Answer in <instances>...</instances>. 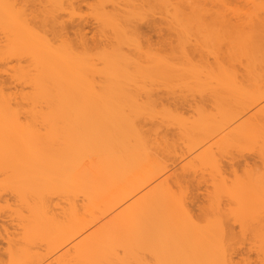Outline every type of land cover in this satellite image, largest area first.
Instances as JSON below:
<instances>
[{"label": "bare ground", "instance_id": "1", "mask_svg": "<svg viewBox=\"0 0 264 264\" xmlns=\"http://www.w3.org/2000/svg\"><path fill=\"white\" fill-rule=\"evenodd\" d=\"M9 1L10 0H8V2ZM11 1L9 2L10 6H11V3H13ZM16 1H18V0H16ZM60 1H62V0H60ZM103 1L105 2V4H103L104 3ZM103 1H102L103 3L101 4V8L105 7V5L107 3L106 0H103ZM108 1H109L107 3L108 5L113 3V1L111 2V0H108ZM6 2H7V0H6ZM8 2L5 4L6 8L10 7L9 5H7ZM262 2H263V0H262ZM3 5H4V3L2 4V7H3ZM15 5H16V3L13 4L12 6L15 7ZM152 5H157L160 9H162V11H161L160 9H158V8L156 9L155 8L156 10H160L159 12H162V16H163L164 21L166 23L165 25H166V27L169 28L168 30H170V31L171 30H173V31L178 30L177 32H179V30L182 31L184 28L188 29V27H189V29L191 31L193 29V27H191V26H193L195 24L196 25L195 29L196 28L197 29L194 30V32L192 30V33L194 34L195 32L197 33V30L199 29L197 27V24H199V25H201V27L199 25L198 26L200 28L204 29V30H206V29L208 30V28H209V30H208L209 32H207V33H210L211 30H212L211 39L215 40L214 42L212 40V42H213L212 46L213 47H216V45L218 47V45L221 44V40H220L221 38L223 39L225 37L226 39H228V37H230V35H231V37L228 39L230 41L229 42L230 45L228 44V42H226L228 40H225V39L223 40V42L225 41L223 47H225V43H227L229 45V47H230V49H229V47L227 45L228 53L225 51L226 49H223L224 52L227 53L226 57L224 55L225 53H222V55H224V58L221 57V56H217V54L216 55L214 54L215 57H212L210 54L208 55V53H207L208 58L206 56H205V58H207V60H208V59H210L212 57L213 58L212 60L215 61V62H216V60H217V62L222 60L223 63H224V60L226 62L228 61V64L230 63L229 64L230 68H228V69L231 70V73H233L235 71L233 69L234 67H232V64H235V62H236V64L238 63L237 65H239L241 63L239 66L242 69V71L241 72L235 71L236 73L234 72L233 74H235V75H237V77H239L238 74H237V73H239L240 77L241 76L244 77L245 80H249L250 79V81H252L251 80L252 77L253 78L256 77V78H254L253 83L250 82V81H249L250 83L247 82L250 85L252 84L253 86H254V83L256 84V81H260V83H261V85H260V83L257 82L258 85L256 84V86L258 88L256 86H254L255 87L254 88V87L250 86L249 84H247V85L249 87H252V88H249V87L246 88L245 87L246 83L245 84L244 83L240 84V86L242 84H244V87L241 86L242 88H246L247 90L248 89L249 90L252 89L251 91H253L251 93H249V91H247V94L248 93L250 94V95L249 94L247 95L245 93L246 89L245 90L243 89V92L245 91L244 92L245 94L244 93H241V94L247 96L248 97V100H247V97L239 96V95H241L240 92H242V91H239L240 88H238V87L235 88V85H233V83L237 84L236 83L238 81L237 77H236L237 80L235 81L234 80L235 77L233 78L232 75L228 76V74H227L228 72L226 71V70H228L227 68L225 69V71L227 73H224L223 75H222L223 72L222 73L220 71L218 72V70L215 69V70H217V72H214V73L212 72V74L218 75L217 73H220L219 76H226V74H227V77H221V79L223 78L224 81L223 80L221 81V79L218 77L219 80L222 83L223 82L227 83V86H226L225 83H224L225 85L223 84V87H227L228 88L227 92H226V90L221 89L222 87L219 88L221 84H218L219 80H217L218 78L217 79L215 78L216 76H214L215 81H212V82H216V80L218 81V82H216V84H218V86H214L215 84L213 83V86H214L213 88L214 89L216 87H218L219 89H221V90L226 92L225 94H223L224 92L221 91V90L219 92H222V93L217 92V94L219 96L221 94L223 95V97H222V95L220 96V99L222 98L221 99L222 102H221V100H219V97L217 96V94L215 92L216 90H219L218 88H216V90L214 91L212 86L209 85L210 87L206 88V90H204L205 88L202 89V86H201V83H200L201 81L199 80L200 84L198 83V81H196V85L199 84V87L198 88L196 86L195 87H196L197 90H199V88H201L203 90V92H202V90H199V92H197V90L195 88L194 89L191 88V87H194L193 85H190V84H192V82L190 84H188V85L184 83L185 87L187 86L186 90L187 89H192V92L194 90L195 93L200 94L202 97H203V93H205V95H206V93H208V92L213 90L212 92H214V93L210 92L211 95L216 94L218 99L213 95L216 99L215 98H211V100L212 101L216 100V101L213 102L214 105H216L215 103H217V100H218V103L216 105V108H215V106L213 107V104H211L212 105L211 107L215 108V110H216L215 112L213 111L215 116H214V114L212 112L209 115L207 114V113H209V112H207L208 109L204 108L207 105H203L202 108H204L205 110L203 109L204 111L202 110V112H200L201 110H200L199 107L202 106L201 102H200L201 106H199V104H197L199 107H197V106L196 107L199 108V109H197L196 111H195V109L193 110L192 106H190V108H192V109H190V111L193 110V111H195V113L196 112L201 113V115L200 114L198 115V113H197V115H198V116L196 115L197 117H194V115H193V119L189 116L193 120V122L198 121V123H199V124L193 123L194 125L191 126V127H190V125H192V123L189 125L190 122L189 123L183 122L182 119H184L185 117H183V118L181 116L179 117L178 114H180V113L178 112V114H177V112L175 111L176 114H174L172 117H176V118H179V119L182 118L181 121L183 123H187V125H185L186 128H185V126H184V128L182 127L184 125L183 123H182L183 125L178 123L179 125H182V126H180V127L178 126L177 128H180L182 133L184 132V134L182 135V133L178 129L179 133L181 134L180 139H182V137H185L186 140H187L189 138L188 137L189 135H190V138L192 136L194 137V138L192 137L191 139L189 138L191 141H193L192 139H196V137L197 138L198 137L199 138L203 137L199 141L197 140V141L191 142L190 140H188V142L186 141V143H184L185 138H183L184 140L183 139L182 140H183L184 144H182V145L184 146V145L188 144L186 146V148H185L186 150L184 149V151H187V155H186V152H185V155H184L181 150L180 151L182 153L180 151L179 152L181 154H183L184 156H188V155L192 156L193 154L195 155L197 153L195 156H196V159L200 160L199 161L200 163L203 162V165L202 164L201 165L205 166V163H207V164H209L208 167L210 166L211 168L210 167L209 168L213 169L212 166H215L216 164L219 163V162H217V160L221 159V157L223 156L222 155L223 152L224 153L228 152L226 150L227 149L226 144L228 145V148H230L229 147V143H228V140H230V139H227V138H230V136L232 137V135H234L233 138H235V137L236 138H235V140L233 139V142L235 144H233L232 142L231 143H232V145H235L236 148L238 147L236 149L233 146L232 147L233 150L230 148V150L232 152L235 149H236V151L241 149V151L245 150V153H246L245 147L247 149L250 148L249 149L250 151L253 149V151H255V153H256L255 149H257L258 147H259V149H261L263 147L261 150H264V145H263L264 144V136H263L264 135V133H263L264 132V130H263L264 129V87L262 85V84H264L263 83L264 80H262V79H264V11L262 13H260V14H257V12L259 10V7H261V6L258 7V5H260V4L258 2H256V0H118V6L116 5V7H118V9L115 8L119 12V14H116L117 17H118V21H120V23L121 22L122 23H124V22L128 23V21H129L128 24L132 25V24H130L132 22L131 20L135 21L136 18L138 17L137 19H139V18L142 19L143 18L142 20H137L138 22L139 21L142 22V21L145 20V18L143 16L145 14H143L141 16L142 13H140V12H142L144 10L148 11V10H146V8L148 9ZM0 7H1V5H0ZM2 7H1V10H2ZM14 7H11L9 9H14ZM217 8H219V10ZM220 8L222 10L225 8V11H227L228 13L224 12V14H223V12H221ZM254 8H258L256 13L253 12V11L256 10ZM104 9H106V8H104ZM150 9L152 10V8H150ZM252 9H253V11H252ZM1 10H0V12H1ZM15 10H17L18 12L20 11L17 8ZM102 10H103V8H102ZM261 10H262V8H261ZM4 11L5 12L8 11V12L11 13V11H9L8 9L4 10ZM4 11L2 13L4 14L5 17L8 16V18H4V17L2 18V16H0V18L6 19V21H7L5 23L6 31L3 29L5 27L4 25H3L4 27L1 26L3 28L0 27L2 30H4V32L2 34L3 36H1V33H0V36L2 37L1 41H0V48L1 49L5 48V50H7V53L4 51V53L6 54L5 55L6 59H7V56L9 58L8 59L9 61L11 59H16V58L20 59L19 57H17V55H19V56L21 55L22 56L24 54L23 56H25L27 58L31 57L30 59L32 60V63H33V64L30 63V65H32L31 68H33L31 70H33V72L30 69H28L29 67H26L28 69V72L31 71V73L29 72L30 75H29V73L26 74L27 69L23 67L24 70L26 69V71L24 72V70L21 68L22 66L17 67V68H19L21 70L20 71L19 69H17V71L19 70V72H17L16 69H15V71L13 70L14 72H17L19 76L17 74H15V76H18V77H14V78L11 77L12 80L13 79H14V81L18 80L17 82L15 81V83L23 84L25 89L28 86V90L30 89V91L26 92V93L24 92V89H23L24 94L21 91L23 95L21 94L20 96H19V94L21 92L18 91V93H17L18 95L17 94L15 95L18 98L20 97L18 102L16 100L12 99L13 97H11L10 95L4 94V92L7 93V90H5L3 87L2 88H3L4 92H2L3 90L0 92V176H1V178H0V189L2 190V188H9L13 192V194L15 193V194H17L20 197L19 198V197H17V195L14 194L15 198L17 197V201L18 200L20 201V199L23 198L25 201L27 200L26 201L27 203L30 202L28 204L29 205V207H28L27 204H23V206H21L23 202L20 204V202L18 201L19 204H20V205L18 204L19 207L21 206V208L22 207L23 208L21 209L17 205L15 208H17L18 210L17 211L14 210V212L11 211V212L14 213V215H15L16 212L18 214H21V215L18 216V214L16 213V215H15L16 216V218H15L16 222L15 223H17V222L18 223L17 224L12 223L14 226L18 225L16 227V229H19V231H18V233L14 232V233L17 234L18 238L15 236V237H13L14 238L13 239V238H11V236H10V238L8 236L7 240L9 239L8 240L9 241L8 244H10V246L11 245L14 246L13 244H15V246H17V245L20 246L19 247L20 249H18V247H17V249L19 250L18 254H19V256L21 254L22 255H21V257L16 256V257H18L16 259L14 256L11 255L13 248L10 250V248H9L10 246H9L8 247L9 249L6 250V253L9 251V253H7V254L11 255L13 257V260H11L10 256H7V257L10 258L8 260L12 261L11 263L8 262V264H44V263H49L47 261L46 262L44 261L45 258L44 259L40 258V255H41L42 252H40L38 250H33L32 251V248L35 246V244H36L35 241L37 239H38L37 242L40 241L39 242L40 244L41 243L45 244L46 242H48V244H49V246H47L48 244H45L46 248H45V251H43L44 252L43 255L45 253L49 252V254L53 253V255L55 256L54 253H57L56 251L59 250V252H58L59 256L56 255L55 256L56 259H55V257H53V258L51 257L52 260L50 261V259H49V261H50L49 264H52V262H53V264H120V263H123V262L127 263V261H129V260L131 262L134 261V263H136V264H146V263H144V261H143L144 259L142 257L143 255H145V253L146 254L149 253V255H151V257L155 259L156 264H231V263L233 264V262H231V260H232L231 256L232 255L230 254V251H231L230 245L231 244L227 245L228 244L227 243L228 240L225 241L226 239H224L223 237L221 238V236L224 234V233H222L223 231L220 233L221 229L218 231V229L215 228V227L218 226V224H221V222L217 223V224L215 223V222L221 221L219 219L217 220V216H219L217 214H218V212L220 213L219 210L221 208L220 206L218 207V204L221 201L219 202L218 197H215L214 194L210 195L209 193H206V194H208V196L209 195L210 196L213 195L212 198L215 197V199L218 200V203H217V205H215L216 206L215 207L214 204H215V202H217V200L213 199V201H212V199L209 196V198L212 201V202H209V203L210 204L213 203L212 204L213 207L216 208V210H218V211H216L217 214H214L215 211L211 210L212 213L214 212L212 215L214 217L216 215V219H214V222H213L214 224H216V226L214 225L216 233L212 232V228L208 229V227H210L212 225V222L208 226H204V224H203L204 228L207 227L205 230H209V232H212L213 235L215 234L214 236L212 234H207L203 230H199L197 227H194L196 222H197L198 225H199V222L196 221L195 224L193 225L194 221L192 223L191 220L188 218V216L189 217L191 216V214L189 215L188 212H191V211H188V212L186 211L188 214H186L184 212V205L185 204H182V203H184V199H182L183 200V202H182L181 198H179L177 195H175V197L177 196L176 198L173 197L174 194L171 195L170 190H171V192H173L172 191L173 188L163 185L164 181H165V180H163L164 179L163 177H161L162 178V181L160 180L161 183L158 180H157L158 181L157 183L156 182L155 183L152 182V181H154L153 180L154 178L150 177L151 174L153 176H156V177H157V175L153 174L154 172L156 173V170L153 171V167L155 168V164H153L151 162L152 166L154 165L153 167L151 166V163H150L151 159H149L151 156L148 153L154 147V144H152L153 147H150V150L146 149V151H145L144 145H145L146 140L149 139V137L146 139V136H145L146 135L145 133H147V131L144 132V130H146V129H144V130L142 129L143 131L139 130V129L142 128V125H141V128L138 129L135 126V124H133V123H136L135 121H138V117L139 116H142V114L139 113L140 112L139 110L141 108L139 109L138 106L136 105L137 107L134 106V108L136 107V109H134V108L132 110L130 109L129 117H131V111H134L135 117L137 118V120L134 121V119H135V117H134L133 118V122H132V121H129L130 118H126L125 117V115H124L125 111L122 112V110L120 111V110H118L119 108H116V106L118 105L117 102L116 101L115 102L112 101V100H116L117 98H119L118 100H122L121 102L117 100L119 102V104L120 103L126 104L125 102L127 100L130 103H132V98L136 97V95H135V97H131V99H130V97H129V93L130 92L127 93V91H130V90L133 91V89H131L132 87L130 88V90H127L128 88L125 89V87H127V86L124 85L125 87H124V90H123V88H122L123 86H121V88H119L120 86L118 85L119 86L118 87L115 84V82L118 79L117 77H119L118 73H116L115 70L117 72H119V74L121 73L120 74V79L121 78L123 79L122 75H123L125 69H124V67H121L124 70L120 71L121 69H119V67L116 64L118 62L121 63L120 60L122 62H124V60L119 59V58H121V56H125V55H123V54L122 55H118V52H120V51H118L119 49L116 50V48L114 46L113 47H114L115 50H113V47H112L113 52H111L112 51L111 50V46L112 45L110 46V43L111 44L113 43L111 41L115 42L117 39H119L118 41H116V43H117L118 46L121 47L122 44L127 39H129V36H128L127 39H125V41H123L122 40V36H121L122 32L120 31L119 32L120 34L118 36V34L116 35L114 30L111 29L112 28L111 27L112 26L111 25V21L110 22L108 21V23H110V25H111V26H109V24H107L105 22V19L102 20V21L98 20L99 24L101 22L105 23L104 27L102 26V30H104L103 28L108 26L106 28H109V30L105 28L107 30V32H110V29H111V31H113L114 33L113 32H110V33L116 35V36L113 35V36H115L114 40H110V42L108 43L109 46H110V49H109L110 51L108 50V53L110 54V57L109 56L106 57V59H110V60H107L108 63L105 62L106 64L104 63V65H105L104 66L102 64L103 60H102V63H100L101 61H99V62L97 61V63H100V64L103 65L101 67H106L105 69L108 70V72H106L108 76H106V74H105V77H108L105 80V82H108L110 80V82H108L109 85H108V83L104 82V85L107 84V86L106 85L105 86L108 88V90H104L105 88L103 87L104 85L102 84V87L104 88L103 90H104L105 93L103 92V90H97V91L103 92V94H102L103 96H102L100 92H98L100 94H97L96 92H94L93 86L91 85V80H92V78H91L92 76L91 75H93L94 72H96L95 71L96 69L94 70L92 67H90V65H88L82 59H81L82 60L81 61L78 58L79 57L78 54H77L78 57L76 59V53H74L76 51V49L75 50L73 49L74 52L69 50L68 48H67L68 51L65 50L66 48L63 51H60L62 49L61 47H60L61 49H59V50L53 49L54 45L55 44L58 45L59 43H57V42L55 43L54 42V44L51 47V45L48 44L49 40L47 39V36L44 35L46 37V39H47L46 40L43 35H38V33L34 34L33 32H31V30L29 31V29H27V28H29L30 26L27 27V24H26V26H24L25 24L24 25L22 24L24 21L23 22L20 21L22 18L20 19V15L18 17L17 11H16V13L14 15L15 18L10 13H9V15H8V13H7V15H5L6 13ZM12 11H13V14H14V10H12ZM217 11L218 12L220 11L219 14H218ZM259 12H260V10H259ZM22 13H24V12H22ZM73 13H74V11H73ZM104 13H102V15ZM145 13H147V12H145ZM151 13H153V12H151ZM225 13H227V14L225 15ZM253 13H255V15ZM16 14H17V16H16ZM50 14H52L51 11H50ZM106 14H109V13H105L104 16ZM136 14L140 15L141 17L136 16ZM220 14L222 15V17L220 16ZM256 14H257V16H256ZM54 15H55V13H54ZM113 15H115V13L112 14V15L110 14V16H113ZM23 16H24V14L21 17H23ZM45 16H44V18H45ZM129 16H130V19H131V16L133 18H135V19H131L130 20ZM25 17H27V16H25ZM105 17H107V15ZM213 17H216V18L214 19ZM56 18H55V20H56ZM2 19H0V20H2ZM101 19H102V17H101ZM107 19H108V17H107ZM46 20H47V18H46ZM2 21H3L2 23L4 24V20H2ZM27 22H28V20H27ZM50 22H51V20H50ZM122 23H121V27L123 26ZM128 24L125 25L126 27L125 26H123V27L128 29V27H129ZM206 24L207 25L210 24V25L207 26ZM50 25H53V22ZM133 25H136V24H133ZM133 25H132V27L130 26L132 29H133ZM204 25H206V27ZM7 26L8 27L11 26V28L8 29ZM54 26H52V27H54ZM121 27H119V29ZM131 28L129 29L130 31H132ZM1 29H0V31L2 32ZM34 29H36V28H34ZM185 29H184V31H186ZM37 30L40 31L39 29H37ZM213 30H214L215 33L213 32ZM223 30H224V32H222ZM59 31L60 30H58V32ZM187 31H189V30H187ZM190 31H189V33H191ZM203 31H201V33ZM62 32H60V33H62ZM104 32L105 31H103V33ZM107 32L104 33V34L102 32H100V33L104 37V35L107 34ZM125 33L129 34V32H125ZM172 33H176V32H170V34H172ZM204 33H206V32L204 31ZM219 33H221V34H219ZM55 34H57V33H54V35ZM222 34H223V37L220 36ZM236 34L237 35L239 34L238 37H237ZM124 35H126L125 37H127V34H124ZM137 35H136V37L139 36V35L138 36ZM175 35H171V37L172 36L174 37ZM196 35H198V34H196ZM208 35H210V34H208ZM218 35H219V38H218ZM225 35L228 36V37H226ZM242 35H244L245 37L242 36ZM204 36L206 37V35H204ZM239 36H241V39H239V40H242V41L237 40L239 38ZM57 37L60 38L59 35ZM171 37L168 39L169 41L167 42L169 44L168 47H170V49H171V50L168 51V53L170 54V51H171L172 55H173L174 54L173 53L174 49L176 47H179V48H177L175 50L177 51L178 49H182V50H180L181 53L179 54V56L180 55L181 56L178 57L177 56L178 52H176V51H175L176 52L175 55H173V56L174 57L177 56L179 59L181 58L183 63L187 62V64L185 63L186 65H188V62L191 61L190 59L192 58L191 55H194L193 53L198 54V56L197 55H195V56L200 57L201 59H202V57L204 58V55H205L204 51H207V50H204L203 51L204 53H203L202 50L197 48V47H199V44L196 47L198 50H193V48H191L193 50V53H190V51L188 50V48H189L188 46H187L188 47L187 49H186L185 45L182 48H180L182 45L178 46L179 43L175 44L174 42H172V41H174V39L172 40L173 37L172 38ZM208 37H210V36H208ZM214 37H216V38H214ZM115 38H116V40H115ZM138 38H136L137 39V43H139V45H141L140 44L141 41L138 42L139 41ZM207 38H204V39L207 41L208 40ZM105 39L109 40L106 37H105ZM111 39H112V37H111ZM120 39H121V42H120ZM178 39H176V40H178ZM56 40H58V39H56ZM179 41H181V39H179ZM217 41H219L220 43L218 42V44H217ZM252 41H253V43H252ZM106 42H108V41H106ZM182 42L185 43V41H182ZM125 43H130L131 44V41H128V42H125ZM235 43H237V44H235ZM105 44L107 45V43H105ZM105 44L102 43V45H104V46H105ZM173 44H175V45H173ZM181 44H183V43H181ZM214 44H216V45H214ZM117 45H115V46L117 47ZM123 45H125L124 48H127V45H129V44H127V45L123 44ZM132 45H133V43H132ZM132 45L130 47H132ZM188 45L190 46V43ZM193 45H194L193 47H195V44H193ZM205 45H208V42ZM232 45H234V46H232ZM130 47L128 46L129 49H131ZM219 47H220V45H219ZM219 47H218V49L215 52L218 53V50L219 49L221 50L223 48V47H220V48ZM55 48H56V46H55ZM84 48H86V47H84ZM105 48H107V46ZM128 48H127V50H128ZM201 48H203V46ZM206 48H208V47H206ZM232 48L234 50H232ZM214 49H216V48H213V50ZM133 50H135V48ZM83 51L84 50H82V52ZM88 51H89V49H88ZM114 51L115 52L118 51L117 53H115L116 55L113 54V56H115V57L112 56V53H114ZM124 51H125V49L123 50V52ZM209 51H211V50H209ZM233 51L234 52L237 51L238 53L236 52L234 54ZM82 52L80 54H82ZM96 52H98V50ZM140 52H142V51H139L138 53H140ZM1 53H2V51H1ZM1 53H0V58H2L1 62H3V54L4 53H2V54ZM8 53H9V55H7ZM88 53L93 54V53H91V51L88 52ZM88 53H87V55H85L86 54L85 53L83 55V57H81V58H84V56H87V58H88ZM95 53H94V55H96ZM219 53H221V51ZM10 54L11 55L14 54L16 56V58L14 56L12 58L10 56ZM98 54H99V52H98ZM169 54H168L167 57L170 59ZM130 55H129V57H131ZM144 55L146 56L147 54H144ZM212 55H213V52H212ZM218 55H220V54H218ZM23 56H22V58H23ZM98 56L99 55H97L96 57H98ZM116 56H119V58H117ZM142 56H140L141 57L140 59H142ZM151 56H152V54H151ZM153 56H154V54H153ZM173 56H172V60L170 59L171 63L169 62V60H168V63L166 61H164V60L167 59L166 57H165L166 59L163 57L164 60H162V62L164 64L166 63V65L169 66L170 64H172V61L174 59H175V61L178 59V58H173ZM195 56H193V58H195ZM5 57H4V60H5ZM90 57H91V55H90ZM127 57H125V59ZM197 57L194 60H197L198 59ZM102 58H105L104 54L102 55L101 59ZM113 58H114V60H113ZM205 58L202 59V60H205ZM236 58H238V59L240 58L239 62L236 60ZM106 59L104 61H106ZM179 59H178V61H179ZM94 60H95L94 62L96 63V59H94ZM111 60H113V61H111ZM144 60L146 62H148L146 59H144ZM154 60L155 59H153V61ZM156 60H157V58H156ZM244 60H246V62ZM136 61H134V62H136ZM158 61H161V60H158ZM232 61H235V62H233L231 64ZM126 62L127 63H125V67L129 64L128 61H126ZM139 62H141V61H139ZM208 62H209V60H208ZM210 62H212V61H210ZM217 62H216V65H218ZM7 63H6V65H7ZM89 63H90V61H89ZM95 63H92V64H95ZM137 63H138V61H137ZM163 63H162V66L160 64L162 70H160L161 68L159 70L155 69L156 67L158 68V65L157 64H156V66L154 65L155 68H153V69L157 70L158 73L151 68L154 71V72L152 71V73L155 76V78L159 74H162L160 76L163 79H164L163 75L165 76L166 79H167L168 76L170 77V76L177 75V74L173 75V73L170 71V70L174 69V66L170 65L171 67H173L172 69L170 67L166 68V66L163 67V65H164ZM179 63H180V61H179ZM183 63H181V64H183ZM223 63H222V65H223ZM100 64H98V65L100 66ZM143 64H145V63H143ZM191 64L193 65L192 62H191ZM194 64H195V62H194ZM212 64H213V62H212ZM212 64L210 63V70L211 71L213 70L211 68ZM228 64H226V66ZM242 64H245V66H243ZM246 64L249 65V66H246ZM134 65H133V68H134ZM205 65H204V67H206V69H208L209 66H205ZM116 66H117V68H114ZM213 66H214V64H213ZM223 66H221V67H223ZM242 66H243V68H242ZM137 67H139V66H137ZM146 67H145V65L143 66V68H145L146 71H148L147 72V76H148V78H150L151 69L148 66L147 68L150 69V71H149V70H147ZM177 67H175V68H177ZM190 67H192V66H189V68ZM194 67H195V65H194ZM202 67L203 66H201V68ZM235 67H237V66L235 65ZM15 68H16V66H15ZM97 68H99V67H97ZM165 68H166V71H165ZM182 68L180 66V70ZM199 68L200 67H198V69ZM217 68L220 70V67L217 66ZM127 69H128V67H127ZM141 69L139 68L137 70V68L135 66V69H133V71H135L134 75L136 73V74H140V76H141V74L146 72L145 70H143V72H142ZM167 69L168 70L170 69L169 72H168ZM252 69L254 70L253 71L254 73L252 72ZM256 69H258V71ZM7 70H8V68H7ZM101 70H103V69H101ZM139 70L141 71V73L139 72ZM180 70H178V71H180ZM187 70H186V72H189L191 69L189 71H187ZM34 71H35V73H34ZM127 71H125V72H127ZM164 71L168 72L167 74H169V75L164 74L165 73ZM172 71H174V70H172ZM182 71H185V70L183 69ZM243 71L246 72V74H243L244 73ZM92 72H93V74H91ZM259 72H260V74H259ZM32 73H34V75ZM183 73H185V72H182L181 74H183ZM128 74H130V71H129ZM181 74L178 73L177 77H180ZM197 74H199V73H196L195 75H197ZM205 74H206V72L204 73V75ZM212 74H211V76H212ZM100 75L104 76V73L100 74V72H99V77H100ZM145 75L146 74L142 75L141 77H144ZM153 75H152V77H153ZM184 75L185 76L187 75V77H188V73L184 74ZM191 75H193V74H191ZM191 75H189V76L191 77ZM199 75H200V77H199ZM199 75H198V77L196 76V78H194V79L196 80L197 78L199 79V78H202V76H203L204 77L203 78L204 81H206L205 77H207V75L204 76L201 73ZM246 75H249V76L253 75V76L249 78V76L247 77ZM89 76H91L90 77L91 80H89V78H88ZM140 76H138L139 79H140ZM209 76H210V74H209ZM245 76H246L247 79L245 78ZM259 76H261L260 77L261 80H260V78H258ZM127 77L128 76H126L124 78H127ZM129 77H131V76H129ZM134 77H131V79L134 78ZM138 77L136 76V78H138ZM152 77H151V79H152ZM159 77H157V78H159ZM193 77H194V75H193ZM229 77H231L230 78L231 80H229ZM97 78H98V76H97ZM136 78L132 79L133 83L135 82L134 80ZM157 78L155 80H158ZM182 78L184 79V77H182ZM182 78L180 77V79H182ZM214 78L211 77L210 81H211V79L213 80ZM226 78L229 81H227ZM101 79H103V78H101ZM129 79H128V81H129ZM151 79H147V80H151ZM163 79H162V81H163ZM177 79H178V81H180L179 78H177ZM194 79H193V81H194ZM208 79H209V77H208ZM95 80H96V78H95ZM169 80L171 82L173 80L175 81L176 79H174V77H173V78H169ZM188 80H190V79L187 78L186 81L188 82ZM233 80H234V82H233ZM241 80L243 81V79H241ZM137 81H138V79H137ZM144 81L145 80L142 81V84H143ZM159 81H161V80H159ZM174 81H173V83H174ZM92 82H95V81L93 80ZM151 82H153V80ZM151 82H150V84H152ZM167 82L168 81H166L165 83L167 84ZM182 82H184V81H182ZM229 82H231L230 84H232V86H233V87L231 86L232 90L229 89V87H230L229 86ZM239 82H241V81H239ZM145 83L148 84L149 82L148 83L145 82ZM111 84H112V86H111ZM122 84H123V82H122ZM137 84H138V82H137ZM166 84H163V86L166 85ZM120 85H121V83H120ZM194 85H195V83H194ZM98 86H97V88L100 87V86L99 87ZM108 86H110V87H108ZM129 86H131V84ZM181 86H184V85L182 84ZM181 86H179V88ZM188 86H190V88H188ZM137 87L138 86H136L134 88V90H136ZM142 87H144V86H142ZM206 87H208V85ZM182 88L185 89L184 87H182ZM99 89H101V88H99ZM121 89L123 90V92H121L122 91ZM208 89H209V91H208ZM256 89H257V91H256ZM125 90H126V92H125ZM145 90H146V88L144 90L139 89L138 92H140V93H138V94H141V92H143ZM254 90L256 91V93H255ZM26 91H27V89H26ZM147 91H145V93H147ZM179 91H180V89H179ZM188 91H190V90H188ZM229 91H231V92H229ZM234 91L235 92L237 91L238 93L237 92L234 93ZM261 91H263V92H261ZM150 92H152V91H150ZM149 93H147L148 96H150ZM184 93H185V90H184ZM229 93H231V95ZM121 94L122 95L126 94V99H125L124 95L121 97ZM136 94H137V90H136ZM143 94H144V92H143ZM150 94L152 95V93H150ZM188 94H193V93L190 92ZM188 94H186V95H188ZM80 95H82V96L80 97ZM132 95H134V94H131L130 96H132ZM208 95H209V93L207 94V96ZM225 95L226 96L228 95V96L226 97ZM72 96H74V97H72ZM86 96H89L88 97L89 99L91 98L90 96L95 97L96 99H94L95 101L93 99H90V101L88 100L90 103L86 102L87 100L86 101H82L83 98L86 97ZM108 96H110V98H105V97H108ZM174 96L175 95H173V97ZM213 96H211V97H213ZM230 96L232 97L231 98L232 100H230ZM17 97H15V99ZM155 97H157V96H155ZM127 98H129V99H127ZM225 98L227 99V102H226ZM240 98L242 100H239ZM243 98H244V100H243ZM80 99H82V100H80ZM91 100H93L94 102L91 103ZM135 100H137V99L135 98ZM146 100H145V102L143 100L144 104L146 103ZM152 100H153V98H152ZM233 100L235 102L237 100H239V101H237L235 103ZM245 100H247V101H245ZM76 101H78V102H76ZM80 102H82V103L80 104ZM129 102H127V103L130 105ZM150 102L149 103L147 102L148 105L150 104ZM155 102H157V101H155ZM224 102H226L225 104H227V105H225V104H224L225 106L222 105ZM229 102H230V104H228ZM83 103H84V105H83ZM110 103L111 104L113 103L114 105L116 103L117 105L114 106L113 104L111 105ZM151 103L154 104L153 101ZM237 103L240 104V105H238ZM134 104H135V102H134ZM137 104H139V103H137ZM141 104H142V102H141ZM177 104H179V102ZM242 104H243V106H242ZM129 105L127 107H129ZM180 105H181V103H180ZM180 105H177V106L179 107ZM187 105L185 104V106H187ZM235 105L237 107H239L238 110L241 109V111L237 110L235 112L236 109H234V108H237V107H235ZM130 106H132V105H130ZM227 106H228V109H230L232 111H229L227 108H226L227 109L226 110L225 107H227ZM139 107H142V106H139ZM148 107L149 106H147V108ZM151 107H152V105H151ZM126 108H124V109L126 110ZM130 108H132V107H130ZM155 108L157 109V105L155 106ZM162 109H163V107H162ZM165 109H166V111L168 110V108H165ZM212 109H210V110H212ZM142 110H143V108H142ZM219 110L221 112L223 111V113H222L223 115L226 114V115H224V118H223L225 120H220V117L221 118L223 117V115L221 116L220 113L218 114L219 117L217 116V113L220 112ZM156 111H158V110H156ZM163 111H164V113L166 115L167 114L169 115V113H170V111L166 112L163 109V110H161V114L163 113ZM225 111H228V113H225ZM172 112H174V111H172ZM205 112H207V113L205 114ZM24 113L26 114V116H25V120L26 121L25 122L24 121L21 122V115L24 114ZM127 113H129V111ZM127 113L125 112V114H127ZM144 113H146L145 110H144ZM202 113H203V115H202ZM231 113H232L233 117L231 116ZM233 113H236L237 115H234ZM138 114H140V115H138ZM211 114H212V116L210 117ZM159 115H158V117H159ZM169 116H171V114ZM169 116H168V118H169ZM183 116H184V114H183ZM191 116H192V114H191ZM152 117H153V115L152 116H148V118H150V122L154 118L156 119V117H153V118ZM172 117H170V118H172ZM198 117H200L199 118L200 121H199ZM225 117H228L229 119L225 118ZM203 118H206V119H203ZM141 119L142 118L140 117L139 120H141ZM201 119L203 120L204 123L205 122L207 123V120L208 121L210 120L209 122L213 123V125L215 127L212 124H209L207 126L206 123L205 124L203 123L204 125L199 126L200 123L202 124V120ZM211 119H212V121H211ZM131 120H132V117H131ZM146 120H148V119L146 118ZM163 120H164V117H163ZM177 120L178 119H176V121ZM213 120H214V122H213ZM219 120H220V123H219ZM39 121H40L41 124L39 123L40 126L39 125H37V126H39L40 128H38V127H36V128H38L41 131H39L38 129H37L38 130L37 131L36 128H34V125L36 126L35 123L39 122ZM143 121H144V119H143ZM153 121H155V120H153ZM160 121H161V119H160ZM165 121H163V122L165 123ZM189 121H190V119H189ZM221 121H222V123H221ZM171 122H172V120H171ZM215 122H216L217 125L215 124ZM173 123H175V119H174ZM42 124H43V126H42ZM172 124H170V125L174 127V124L173 125ZM195 124H196V126H195ZM261 125H262V127H261ZM153 126H155V125H153ZM187 126L190 127L189 129L192 128L193 131L192 130H190V131L194 132L196 135L192 134V132L189 133V135L186 134V131L188 130ZM198 126H199V128L200 127L202 129L204 128L203 130L201 129L202 130V131H200L201 133L199 132L200 129L197 130ZM194 127H197V128H195V130H194ZM258 127L261 128V129H259ZM166 128H167V126H166ZM175 128L176 127H174V129ZM181 128H183L184 131ZM42 129H44L45 133L43 132ZM247 129H248V132H247ZM159 130H161L160 127H159ZM159 130L157 129V131L154 130L153 132H155V133L157 132L156 134H158ZM251 130H253V131H251ZM142 132H144V134ZM188 132L189 131H187V133ZM259 132H261V136H263V137L260 136ZM249 133H251V134L252 133L253 134L256 133L255 135H253L254 137L258 136V137L255 138V141H254L253 136H251V134L248 135V136H251V137H247V134H249ZM149 134H151V133H149ZM156 134H154V135H156ZM180 134H179V136H180ZM199 134H201V136H199ZM202 134H203V136H202ZM147 135H148V133H147ZM223 135H224V137H223ZM241 136L243 137L242 139H240ZM217 137L219 139L221 138L220 140L224 139L222 142L227 141V142H224V145L226 146V149L225 148L224 149L221 148L219 145H217L218 144L217 142H214V140ZM150 138H152L151 135H150ZM175 138H176V136H175ZM257 138H259V139H257ZM153 139H155V138H153ZM239 139L241 141H243V139H244V141H245V139H247L245 142H249V143H245L244 142V143L238 144V143L241 142ZM161 140H164V139H161ZM165 141H167V140H165ZM189 141L191 142L190 144H189ZM235 141H237V144L240 145L241 147L237 146ZM260 141H262L263 144L260 143ZM155 142H156V140H155ZM165 143H167V142H165ZM247 144H248V146H246ZM252 144L257 146V148L256 147L254 148V145H252ZM188 146H189V148H187ZM218 146L221 148L222 151L224 150L222 152V154L219 153L220 156H221V157H219V159H217L215 155H212L213 153H216V152H214V151H212L213 153L211 152V150L214 149L213 147L218 149ZM220 148L218 149V151H220ZM259 149H257V150L260 152L261 150H259ZM249 150H247L248 154L253 153V151L249 152ZM175 151H177V150H175ZM236 151H234V152H236ZM261 152H263V154H264V151H261ZM261 152L259 153L260 156L262 155ZM238 153L242 155L243 152H241V153L238 152ZM176 154L174 156H176ZM181 154H180V156H182ZM148 155H149V157H148ZM151 155H152V157L155 156L153 154H151ZM210 155H212L213 157L215 156V158L213 159V157H211L209 159ZM228 155H229V153H228ZM180 156H178V157H180ZM252 156H253V154H252ZM155 158H156V156H155ZM193 158L195 159V157H193ZM176 159H174V160H176ZM182 159H184V158H181L180 160L182 161ZM211 159L216 161L215 162L216 164H214V161L211 160ZM261 159H259V160L261 161ZM263 159H264V155H263ZM263 159H262V161H263ZM210 161H212V162H210ZM154 162H156L155 159H154ZM184 162H186V161H184ZM243 162H244V160H243ZM263 162H262V164H263ZM195 163H193V165ZM257 163L260 164L259 161ZM182 164H183V162H182ZM182 164H180V165L182 166ZM207 164H206V167L203 168L202 170H206L207 171V169H209L207 167ZM210 164H212V165H210ZM219 164H218V167L216 165L215 169L216 170L219 169V171L220 170L223 171L224 169H220V165ZM232 164L235 165L234 163H232ZM183 165L185 166V165H190V164L184 163ZM245 165H249V164H245ZM161 166L164 167V170L166 171L165 166L160 164L159 167L161 168ZM195 166H198L197 163L195 164ZM244 167L246 168V166H244ZM184 168H187V167L185 166ZM184 168L182 170H184ZM194 168H196V167H194ZM248 168L249 169H247V170L246 169H243V170L244 171L246 170L248 172L249 171L252 172V167H248ZM250 168H251V170H250ZM253 168H255V167H253ZM263 169H264V167H263ZM187 170H189V167L187 168ZM195 170L197 171V169H194L193 172ZM256 170H258V169L256 168ZM196 171H195V175H196ZM200 171H201V169H200ZM185 172H187V171H185ZM214 172L215 171L212 170L211 174L213 175ZM163 173H165V172L163 171L162 173H159V174L162 175ZM200 173H202V172H200ZM220 173L223 174L222 172H220ZM245 173H247V172H245ZM181 174H183V173H181ZM197 174H198V172H197ZM217 174H218V172L216 173L217 177L215 176V178L219 179L218 178L219 176ZM227 174L228 173H226L225 175H227ZM237 174H236V176L235 175L234 176L236 178L239 177L240 178L239 181H241L242 180L241 178L243 176L240 177ZM262 174L264 175V171H263ZM248 175H249V177L251 176L250 177L251 179L248 177L250 179V181H249V179L247 180L249 182V187L251 186L250 188L247 187L248 185H245V183L242 184L243 186H240V184H241L240 182L236 183L237 185H235V183H234V182H236L235 179H234L235 181L233 182L234 185H235V189L233 188V190L232 189L230 190V188H229L230 186L228 187L229 190H227L224 187V183L222 185H220V183L222 182L223 179L222 180L220 179L221 182H218L219 183L218 185H220V186L217 185V181L218 180H216V181L214 180L215 182H213V184L216 183V185L214 184L215 186H218L219 188L222 187L221 188V192L223 193V195L228 193V195H225V197L227 196L226 198H228V196H229L228 200L231 198L232 199V200L230 199L231 201H233V199H234V202L237 201L236 204L239 203V204L236 205L233 202V204H235L236 206L239 205V207L234 208L232 210V212H231L232 214H233V211L236 212V209H237L236 214L238 213V210L243 212V213H241V214H243V217H242V215L240 213H238L241 218L245 219V217H244L245 215H246V217H247V215H248V217H251L250 219H247V220L243 219L245 223L241 222V221H243V220H241L240 224L242 223V225L244 226L247 221H251V219L253 218V216H251L252 214H254V218L256 217V214H257L258 218L256 217V223H257L256 226H258L259 223L261 222V221L259 222V216L260 215L264 216V188H263L264 187V183H262L263 181H257L258 180L257 176L259 177L260 172L258 173V175L257 174L252 175V173H248ZM252 176H253V178L256 176L257 180L253 179ZM246 178H247V176L245 177V180H246ZM228 179L225 178V180H228ZM260 179H264V176L260 177ZM155 180H156V178H155ZM194 180H195V178H194ZM180 181H182V180H180ZM212 181H213V179H212ZM167 182H168V180H167ZM242 182H244V180H242ZM251 182H253V183H251ZM259 182H261L263 185H261V183L258 184ZM174 183H176V182H174ZM204 183H206L205 180H204ZM231 183H230V185H231ZM168 184L169 183H167L166 185H168ZM176 184H178V183H176ZM198 184H200V183H198ZM210 184L212 186H214L212 184V182ZM210 184L209 185L205 184V185L206 186H210ZM179 185H181V183ZM226 185H227V183H226ZM257 185H258V187H257ZM244 186H246V187L243 188ZM260 186H263V187L259 188ZM232 187H234V186L232 185ZM170 188H172V189H170ZM176 189H178V188H175L174 191ZM187 189H188V187H187ZM222 189H224L225 192ZM251 189H253V190H251ZM10 190L8 192H10ZM219 190L220 189H218V191ZM236 190H237V192H236ZM258 190H261V191H258ZM185 191L184 190L183 191L178 190V192L180 194L183 192V197H185V199H187L186 198L187 197L186 196L187 190H185ZM1 192H3V190ZM52 192H53V194L55 192H56L55 194L61 193L60 194L61 196L63 194L66 195V196L63 195V197L67 199V201H66L67 207H66V205H64V207H66L67 209H64V211H63V218L65 220L62 223H58L59 221L57 220V216L54 213V211H53V213L55 214L54 216H56V218L53 216V214H50V215L53 216L54 218L50 217V215L48 213V210L51 211L50 209H48L50 207V205H51V201L49 202L50 203L49 204L48 201L50 199H49V197H48V199H46L47 198L46 195H48L49 193H52ZM221 192H219L220 193V197L222 195ZM257 192H258V194H260V198L262 199V200L259 199L260 201L258 200V202L256 201L259 198L258 197L259 195L258 196L256 195ZM259 192H261V193H259ZM174 193L177 194L176 191ZM212 193H214V191ZM53 194H50V195H53ZM255 195H256V197H258L256 200L254 199L256 197L253 198V196H255ZM30 196H33L32 199H30V200H32V201L34 200V202H36V203H34L32 201H29ZM179 196L181 197L182 194L179 195ZM241 196H244L245 199H243L244 197H241ZM225 197H221V198L225 199ZM79 198H81V199H79ZM78 200L81 201L79 203L80 205L78 204ZM253 201H255L256 203L253 202ZM44 202L46 203V205L48 204L47 205L48 207H46ZM230 203H232V202H230ZM30 204H33L34 206L36 204V206L34 207L33 205H31V207H30ZM25 207L27 208L28 212H27ZM217 207H218V209H217ZM55 208H57V207H55ZM188 208H189V205H188ZM210 208L213 209L212 207H210ZM23 210H25L24 212L25 213L27 212V213L23 214L24 213V212H22ZM58 210H59V208H58ZM185 210H187V209L185 208ZM223 210H222V212H224ZM55 211H56V209H55ZM245 211H246V214H244ZM254 211H255V213H252ZM58 213L60 215L61 212L59 211ZM250 213H252V214H250ZM22 215H24V216H22ZM47 215H49V216H47ZM234 215H235V213H234ZM15 216L12 215L11 218L15 217ZM17 216L19 217L18 219H17ZM235 217H236V219H239L236 215L234 216V218ZM253 219H252V221H253ZM260 219L262 220V217ZM59 220H62V219H59ZM207 220H210V219H207ZM239 220H235L234 222H238ZM254 221H255V219H254ZM66 222H67V224H66ZM222 223H223V221H222ZM248 223L250 224L251 222H247V224H246L247 226H244V228L248 227V230H246L247 229L246 228L245 231H244L241 228L243 230L242 233L245 232V233L251 234L252 231H250V229L251 230L253 229V233H252L253 235H254V231L255 230H256L255 234L257 233L258 235H260L258 237H260L261 239L260 238L258 239V237H257V239L258 240H262V241L259 242V243H261L262 246L260 245L261 246L260 247V246L255 245V244H257L256 243L257 241H253L254 242L253 245H255L257 248L255 246H253V247H255L256 249H258L260 247V249L255 251V252L258 251L257 253H259V251L263 250L261 252V256H260V253L257 255V261H258V259H260L261 261L259 263L263 262L262 264H264V238H263L264 235L262 234L263 231H264V229H263V227H264L263 223L264 222L260 225V226H263V227H261V230H260V228L258 229L260 231H257L255 226L252 227V223H251V228H250ZM63 224H65V225L63 226ZM233 224H235V223H233ZM240 224H237V225L242 227V225H240ZM253 224L255 225V223H253ZM225 225H226V223H225ZM230 225H231V223H230ZM228 226H229V224H228ZM218 227H220V226H218ZM221 227L223 229V225H221ZM13 228H15V227H13ZM232 228L230 230H232ZM226 229H228V228H226ZM241 229H240V232H241ZM217 232H219V233H217ZM12 234L13 233H11V235ZM220 234H222V235H220ZM250 236H252V235H250ZM224 237H225V234H224ZM22 238L23 239L25 238L24 240H26V242H30V246L32 244L31 242H34V246H31L32 248H30V246H29L31 251L29 249L26 250L28 247L27 248H25V247L27 245H29V244L28 243L25 244L26 242L24 240H22ZM45 238L47 240H45ZM253 238H254V236L252 237V240H253ZM11 239H13V240H11ZM39 239H43L44 242L42 240H39ZM239 239H240V237H239ZM242 239H244V238H242ZM33 240H35V241H33ZM242 241L243 240L238 241V242H240L241 245H242L244 243V242L242 243ZM259 243H258V245H259ZM23 244L25 245V247L23 246ZM241 245L239 244L237 246L240 247ZM234 246H236V245H234ZM232 248H234V247H232ZM46 249H48V250H46ZM119 249L123 252L124 257L128 259L126 262H125V259H124L123 256L118 258L119 255H117L118 254L117 251ZM21 250H22V252H21ZM24 250H25L26 253L24 252ZM49 250H51V251H49ZM46 251H48V252H46ZM60 251H62L63 253L62 252L60 253ZM32 252H36V253H32ZM122 252H121L120 255H122ZM15 253H17V251ZM43 255H42V257H43ZM4 256L6 257V255H4ZM48 257L49 256H47L46 258H48ZM262 257H263V260H262ZM0 258H1V256H0ZM120 258H123V259H120ZM53 259H55L57 262L55 260H53ZM1 262H5V264H6L7 260H4V261L1 260ZM0 264H2V263H0Z\"/></svg>", "mask_w": 264, "mask_h": 264}, {"label": "rangeland", "instance_id": "2", "mask_svg": "<svg viewBox=\"0 0 264 264\" xmlns=\"http://www.w3.org/2000/svg\"><path fill=\"white\" fill-rule=\"evenodd\" d=\"M4 1V2H3ZM11 1V0H10ZM9 1V2H10ZM73 1V2H72ZM103 0H62V1H60V0H18V1H16V0H12L11 2H13V3H11V6H10V3L8 2V0H7V2H8V4L7 5H9L8 7L9 8H11V7H14V6H12L13 4H15L16 3V5H15V7H14V9H9V8H6V6H5V4L7 3L6 2V0H0V5H1V7H2V4L4 3V5H3V7H2V10H1V7H0V10H1V12H0V16H2V18L4 17V18H8V16L7 17H5L4 16V14L2 13L4 10H9V11H11V13L10 12H5L6 14L5 15H7V13H8V15H9V13L10 14H12V16L15 18V13H16V11L17 10H15L16 8L18 9V10H20L19 12L17 11V13H18V17H19V15H20V21L21 22H23L22 24L24 25V26H26V24H27V27L28 26H30L29 28H27V29H29V31L31 30V32H33L34 34H37L38 33V35H45V36H47V39L49 40L48 42V44L49 45H51V47H52V45L54 44V42L56 43H59L58 45L57 44H55L54 45V47H53V49H55V50H59V49H61L60 51H63L65 48V50L66 51H68L67 50V48L69 49V50H71V51H73L74 52V50L76 49V51L74 52V53H76V59H77V57L81 60H83V61H85L88 65H90V67H92L96 72H94V74H93V72L91 73V74H93V75H91V76H89L88 78H89V80H91V78H92V80H91V85L93 86V90H94V92H96L97 94H100L101 93V95L103 94V92H104V90H108V88L106 87L107 86V84H105L104 85V82H105V80L108 78V77H105V74H106V76H108L107 75V73L106 72H108V70L107 69H105L106 67H101V66H103L104 65V63L106 62V63H108V61L107 60H110V59H106V57H110V54L108 53V50L110 49V46H111V50H112V47L114 46L115 48H116V50H118V51H120V52H118V55H125V56H121V58H119V56H116L117 58H119V59H122V60H124V62H122L121 60H120V62L121 63H117L116 65L119 67V69H121L120 71H123L124 69V73H123V75H122V77H123V79L121 78L120 79V74H119V72H117L116 70H115V72L116 73H118V76L119 77H117L118 79H117V81L119 82H115V84L119 87V88H121V86H123L122 88H123V90H124V87L125 86H127V87H125V89H127V90H130V88L131 89H133V91H127V93H129V97H130V99H131V97H135V95H136V99L138 100H135V98H132V103H130L128 100L125 102L126 104H124V103H120L119 104V102L118 101H122V100H118L119 98H115L116 100H112V101H116L117 102V104L115 103V105L114 106H116V108H119L118 110H122V112H128L129 111V113H127V114H125V112H124V115H125V117L126 118H130V120L129 121H132L133 122V118L135 117V114H134V111H131V117H132V120H131V117H129V115H130V109L132 110L133 108H134V106H138V108L140 109L139 111V113H141L142 114V116H137L138 117V121H135V120H137V118L135 117V119H134V121L136 122V123H133V124H135V126L139 129V128H141V125H142V128L141 129H139V130H144V129H146V130H144V132H146L147 131V133H148V135H147V133H145L146 135V139L149 137V139L148 140H146V142H145V145H144V149H145V151H146V149L148 150H150V147H153V145L152 144H154V147L151 149V151H149V155L151 156L149 159H151V161H150V163L152 162L153 164H155V168L152 166V163H151V166L153 167V171H155L156 170V173L154 172H152L153 174H156L157 175V177L156 176H153L152 174H151V176L150 177H152V178H154L153 180L154 181H152L153 183H157L158 181L160 182V180L162 181V178L161 177H163L164 179L163 180H165L164 181V186H167V187H172L173 188V192H171V190H170V193H171V195H173V197L174 198H176L177 196L179 197V198H181V200L182 199H184V203H182V204H185L184 205V212L186 213V214H188L189 213V215L191 214V216L189 217L188 216V218L191 220V222L193 223V221H194V223H193V225L195 224V222L196 221H198L199 222V225L197 224V222H196V224L194 225V227H197L199 230H203V231H205L207 234H212V232L213 233H216L215 232V228L216 229H218V231L220 230V233L222 232V233H224L225 234V237H224V234L222 235V234H220V235H222L221 236V238L223 237L224 239H226L225 241H227L228 240V244L227 245H230V249H231V251H230V254L232 255L231 256V258H232V260H231V262H233V264H262V263H259L261 260L260 259H258V261H257V255L260 253V256H261V252L263 251V250H261V251H259V253H257V252H255L256 250H258V249H260V247L262 246L261 245V243H259L260 241H262V240H258L260 237H258V236H260V235H258L257 233L255 234V231H254V235L252 234L253 233V229L251 230L250 228H251V223L254 221V219H255V221L253 222V223H255V225L252 223V227L253 226H255V228L257 229V231H260L261 230V227H263L264 226V216H259V225L258 226H256V217L258 218V216H257V214H256V217L254 218V214H252V213H255V211L254 212H252V213H250V214H252L251 216H253V221H252V219H251V221H247V222H251L250 224H249V229H250V231H252L251 232V234H248V233H242L243 232V230L245 231V229L246 230H248V227H245L244 228V226H247L246 224H247V222H246V224L243 226L242 225V223L240 224V221L241 220H243L244 218H241L240 216H239V214L238 213H243L242 211H239L238 210V215L236 214V212H237V209H236V212L235 211H233V214L231 213L232 212V210L234 209V208H236V207H239V205L238 206H236L237 204H239V203H237L236 204V202H234V199H233V201H231L230 199L228 200V198H229V196H228V198H226L225 197V195H228V193L227 194H225V195H223V193L221 192V188L222 187H218V186H220V185H222L223 183H224V187L227 189V190H229V188H230V190L232 189L233 190V188L235 189V185H237L236 183H241L240 184V186H243L242 184H244L245 183V185H248L247 187H249V182L247 181L250 177H249V175H248V173H252V175H255V174H257L258 175V173L260 172V175H259V177L257 176V179H256V176L253 178V176H252V178L253 179H255V180H257V181H263L262 183H264V179H260V177H262V176H264L262 173H263V171H264V169H263V165H264V159H263V152H261V151H264V150H261V149H259V147L257 148V146H255L254 144H252V145H254V148L256 147L257 149H259V150H261L260 152H261V156L259 155V151L257 150V149H255L256 150V153H255V151H253V149L250 151L249 149H247L246 147H245V149H246V153H245V150H243V151H241V149H239L238 151H236V149L238 148H236L235 147V145H232V143L233 144H235L234 142H233V139L235 140V138H233L234 137V135H232V137L230 136V138H227V139H232L231 141L230 140H228V143H229V147L233 150V146L236 148L234 151H236V152H232L231 150H230V148H228V145L226 144V146H227V149H226V146L224 145V142H227V141H224V142H222L223 140H220L218 137L214 140V142H217L218 144L217 145H219L221 148H225L228 152L227 153H224L222 150H221V148L218 146V149L220 148V151H218V149H216L215 147H213L212 149L213 150H211V152L212 151H214V152H216V153H213L212 155H215L216 156V158L217 159H219V157H221L220 156V154H222V152H223V156L221 157V159L220 160H217V162H219L218 164L220 165V169H224L223 171H219V169H215V167H216V165H217V167H218V164H216L215 162L216 161H214L213 159L215 158V156L213 157L212 155H210V157H209V159L211 158V157H213V159H211V160H213L214 161V164H216L215 166H212L213 167V169H210L209 167H208V165L209 164H207V163H205V166H202L203 165V162H199L200 160L199 159H196V154L194 155H188V156H184L185 155V152H186V155H187V151H184V149L186 148V146L188 145V144H186V145H182V144H184V143H186V141L188 142V140H190L191 138H190V135H189V133H191L193 130H192V128L191 129H189L191 126H193L194 124L193 123H196V124H199L198 123V121H196V122H193V115H194V117H197L199 114L201 115V113H198V112H196L195 113V111L197 110V109H199L200 108V112H202V110L205 108V109H208L207 110V112H209V113H207V112H205V114L207 113L208 115L212 112L213 114H214V112L216 111L215 110V108H216V105H217V103H218V100H217V103H215L216 105H214V101H216V100H214V101H212L211 100V98H217L218 99V97H219V100H221L220 99V96L222 95H218L217 94V92H219L221 89H224V90H226V92H227V87H223V84L225 83L226 84V86H227V83L226 82H221L222 80L224 81V79L222 78L221 79V77H227V74H228V76H230V75H232V77L234 78L235 77V81L238 79V81L236 82L237 84H234L233 83V85H235V88L236 87H238V88H240V90L239 91H242V92H240V94L241 93H244L243 92V89L245 90L247 87H249L247 84H249L250 82H252L253 83V80H254V78H256V77H252L253 75H251V76H249V75H246L247 77L249 76V78L250 77H252V81H250V79L249 80H245L244 79V77H240V74L239 73H237L238 74V76L241 78V79H243V81L239 78V77H237V75H235V74H233L235 71H238V72H241L242 71V69L240 68V64L239 65H237L236 64V62L235 61H232L231 62V64L233 63V62H235V64H232V67H234L233 69L235 70L233 73H231V70H229L228 68H230V66H229V64H228V61L226 62L225 60H224V63H223V61L221 60V61H218L217 62V60H216V62H217V64L218 65H216V62L215 61H213L212 59V57H215L214 56V54L216 55L217 54V56H221V57H223L224 58V55H225V57L227 56V53H228V47H229V45H230V41L228 40L230 37H231V35H230V37H228V36H226V37H228V39H226L225 37L222 39L221 37H223V34L222 35H220L221 37V44H219L220 45V47H223L224 46V42H223V40L225 39V40H228V41H226V42H228V44L227 43H225V47H223L220 51H221V53H219L220 51L218 50V53L217 52H215L217 49H218V47H219V45H218V47H217V45L216 44H214V45H216V47H213L212 46V43L215 41L214 39H211V37H212V30H211V32L210 33H207V32H209L208 30H209V28H208V30L206 29V30H204V29H202V28H200L201 27V25H199V24H197V27L199 28L198 30H197V33L195 32L194 34L192 33V30H193V32H194V30H196L195 29V27H196V25L194 24L193 26H191V27H193V29L190 31V29H189V27H188V29H185L186 31H184V29L181 31V30H179V32H177L178 30H175V31H173V30H168L169 28L168 27H166V23H165V21H164V18H163V16H162V12H159L160 10L162 11V9H160L157 5H152L150 8H152V10L150 9V8H146V10H148V11H142V12H140V13H142L141 14V16L143 15V14H145V15H143L144 16V18H145V20L144 21H137V20H142L141 18H139V19H137L136 18V20L134 21V20H131V19H135V18H133L132 16H131V19H130V16H129V19L133 22H131L130 24H136V25H133V29L131 28L132 27V25H129L128 23H129V21H128V23H122L123 24V26H125L126 24H128V29H126L125 27H121V23H120V21H118V17H117V15L116 14H119V12H118V10H116V9H118V7H116V5L118 6V0L116 1V0H111V2L113 1V3L115 4H113V3H111V4H107L109 1L108 0H106V5H105V7H102L103 8V10H102V8H101V4L104 2H102ZM256 2H258L260 5H258V7L259 6H261V7H259V10H260V12H259V10H258V12H257V9L258 8H254V9H256L255 11H253V9H252V11L253 12H257V14H260V13H262L263 11H264V0H263V2H262V0H256ZM18 3V4H17ZM72 3V4H71ZM56 4V5H55ZM103 4H105V2L103 3ZM262 4V5H261ZM114 5V6H113ZM5 7V8H4ZM61 7V8H60ZM154 7V8H153ZM55 8V9H54ZM104 8H106V9H104ZM116 8V9H115ZM158 8V9H160V10H156V9ZM261 8H262V10H261ZM22 9V10H21ZM93 9V10H92ZM218 10H219V8H217ZM221 9V8H220ZM12 10H14V14H13V11ZM156 10V11H155ZM48 13H47V12ZM50 11H51V13L53 14H50ZM73 11H74V13H73ZM94 11V12H93ZM106 11V12H105ZM115 11V12H114ZM150 11V12H149ZM155 11V12H154ZM216 11V10H215ZM22 12H24V13H22ZM45 12V13H44ZM109 13V14H106L107 15V17H108V19H107V17H105L104 16V14L102 15V13ZM118 12V13H117ZM145 12H147V13H145ZM151 12H153V13H151ZM159 12V13H158ZM218 12V11H217ZM220 12V11H219ZM219 12H218V14H219ZM221 12H223V14H224V12H227V11H225V8L222 10L221 9ZM54 13H55V15H54ZM115 13V15H113V16H110V14L112 15V14H114ZM139 13V14H140ZM228 13V12H227ZM227 13H225V15L227 14ZM255 13H253L254 15H255ZM3 14V15H2ZM24 14V16L23 17H21L22 15ZM147 14V15H146ZM157 14V15H156ZM159 14V15H158ZM161 14V15H160ZM257 14H256V16H257ZM46 15V16H45ZM75 15V16H74ZM102 15V16H101ZM109 15V16H108ZM131 15V14H130ZM133 15V14H132ZM217 15V14H216ZM229 15V14H228ZM16 16H17V14H16ZM25 16H27V17H25ZM44 16H45V18H44ZM73 16V17H72ZM135 16V15H134ZM136 16H139V17H141L140 15H137L136 14ZM135 16V17H136ZM220 16L222 17V15L220 14ZM219 16V17H220ZM51 17V18H50ZM57 17V18H56ZM101 17H102V19H101ZM2 18H0V19H2ZM43 18V19H42ZM46 18H47V20H46ZM55 18H56V20H55ZM214 19L216 18V17H213ZM105 19V22L107 23V24H109V26H111L112 28L111 29H113L114 30V32H115V34L117 35L118 34V36H119V32L121 31L122 33H121V36H122V40L123 41H125V39H127L128 38V36H129V39H127L125 42H128V41H131V44L130 43H123V44H129V45H127V48H128V46L130 47L131 45H132V43H133V45H132V47H130L131 49H129L128 48V50H127V48H124L125 47V45H123L122 43V48L120 47V46H118L117 45V43H116V41H118L119 39H117L116 40V38H115V42L114 41H111V42H113L112 44L110 43V46H109V42H110V40H114V37L116 36L115 34H112V33H110V32H113V31H111V29H110V32H107V30L106 29H108L109 30V28H106V27H108V26H106L105 28H103L104 30H102V26L104 27V24L105 23H103V22H101L102 20H104ZM110 19V20H109ZM2 20H4V24L2 23L3 21ZM2 20H0V27L1 26H3V27H1V28H3L5 31H6V25H5V23L7 22L6 21V19H2ZM27 20H28V22H27ZM50 20H51V22H50ZM53 20V21H52ZM98 20H101L100 22L102 23H98ZM55 21V22H54ZM108 21L110 22L111 21V25H110V23H108ZM52 22H53V25H50V24H52ZM59 22V23H58ZM120 23V24H119ZM164 23V24H163ZM2 24V25H1ZM118 24V25H117ZM55 25V26H54ZM120 25V26H119ZM200 27H199V26ZM207 25V24H206ZM206 25H204L205 27H206ZM208 25H210V24H208ZM207 25V26H208ZM52 26H54V27H52ZM59 26V27H58ZM101 26V27H100ZM131 26V27H130ZM212 26V25H211ZM119 27H121L120 29H119ZM165 27V28H164ZM213 27V26H212ZM0 28V29H1ZM7 28L9 29V28H11V26H7ZM31 28V29H30ZM34 28H36V29H34ZM131 28V30L132 31H130L129 29ZM167 28V29H166ZM37 29H39L40 31H38ZM101 29V30H100ZM119 29V30H118ZM126 29V30H125ZM2 30V29H1ZM4 30H2V32L0 31V33H1V36H3L2 34H3V32H4ZM58 30H60L59 32H58ZM63 32H62V31ZM125 30V31H124ZM129 30V31H128ZM137 32H136V31ZM187 30H189L191 33H189V31H187ZM206 32V33H204V31ZM217 30V29H216ZM103 31H105L104 33H106L107 32V34H105L104 35V37H103V35H101V33L100 32H102L103 33ZM124 31V32H123ZM166 31V32H165ZM201 31H203L202 33H201ZM220 31V30H219ZM60 32H62V33H60ZM113 32V33H114ZM125 32H129V34L128 33H125ZM170 32H176V33H172V34H170ZM186 32V33H185ZM213 32H214V30H213ZM217 32V31H216ZM222 32H224V30L222 31ZM54 33H57V34H55L54 35ZM59 33V34H58ZM103 33V34H104ZM127 34V37H125L126 35H124V34ZM185 33V34H184ZM201 33V34H200ZM215 33V32H214ZM110 34V35H109ZM132 34V35H131ZM139 36H138V35ZM176 34V35H175ZM185 36H184V35ZM196 34H198V35H196ZM203 34V35H202ZM208 34H210V35H208ZM217 34V33H216ZM219 34H221V33H219ZM37 35V36H38ZM60 36V38L59 37H57V36ZM113 35H115V36H113ZM124 35V36H123ZM136 35L139 37H136ZM171 35H175L173 38L171 37ZM204 35H206V37L204 36ZM229 35V34H228ZM233 35V34H232ZM237 35V34H236ZM239 35V34H238ZM238 35H237V37H238ZM0 36V41H1V37ZM44 36V38L46 39V37ZM62 36V37H61ZM109 36V37H108ZM120 36V37H121ZM178 36V37H177ZM201 36V37H200ZM208 36H210V37H208ZM216 36V35H215ZM235 36V35H234ZM233 36V37H234ZM242 36H244V35H242ZM40 37V36H39ZM42 37V36H41ZM56 37V38H55ZM105 37L107 38V39H109V40H106L105 39ZM111 37H112V39H111ZM172 38V40L174 39V41H172V42H174L175 44H177V43H179L178 44V46H181L180 48H182L184 45L186 46V49L188 48V50L190 51V53H193V50H198V49H200V50H202V52L204 51V50H207V51H204L205 52V55H204V58H205V56L208 58V55L210 54L212 57L210 58V59H208L209 60V62H208V60H207V58H205V60H202V59H204L203 57H202V59L200 58V57H197L198 56V54H196V53H193L194 55H191L192 56V58L190 59L191 61L190 62H188V65H186L187 64V62H185V63H183V61L181 60V58L179 59L178 57H180L179 56V54L181 53V51L180 50H182V49H178L177 51L175 50V49H177V48H179V47H176L175 49H174V51H173V55H175V53L176 52H178L177 53V56L176 57H174L173 55H172V52L170 51V54L173 56V58H178L179 59V61H180V63H179V61H178V59L175 61V59L172 61V64H170L171 63V60H172V56L168 53V51L169 50H171L170 49V47H168L169 46V44L167 43L169 40V38ZM185 37V38H184ZM200 37V38H199ZM208 37V38H207ZM232 37V38H233ZM245 37V36H244ZM43 38V37H42ZM41 38V39H42ZM64 38V39H63ZM136 38H138L139 39V41L138 42H140V44L141 45H139V43H137V39ZM181 39V41H179V39ZM191 38V39H190ZM197 38V39H196ZM202 38V39H201ZM204 38H207L208 40L206 41ZM214 38H216V37H214ZM218 38H219V35H218ZM44 39V40H45ZM46 39V40H47ZM56 39H58V40H56ZM66 39V40H65ZM132 39V40H131ZM135 39V40H134ZM141 39V40H140ZM176 39H178V40H176ZM184 39V40H183ZM210 39V40H209ZM234 39V38H233ZM239 39H241V36H239V38L237 39V40H239ZM108 41V42H106V41ZM189 40V41H188ZM197 42H196V41ZM203 42H202V41ZM212 40H213V42H212ZM232 40V39H231ZM236 40V41H237ZM244 40V39H243ZM103 41V42H102ZM170 41V42H171ZM182 41H185V43L187 42L188 44L190 43V46L186 43H184V42H182ZM194 41V42H193ZM201 41V42H200ZM206 41V42H205ZM239 41H242V40H239ZM52 42V43H51ZM63 42V43H62ZM65 42V43H64ZM69 42V43H68ZM120 42H121V39H120ZM169 42V43H170ZM183 43V44H181V43ZM197 44H196V43ZM207 42H208V45H205V44H207ZM211 42V43H210ZM218 42L219 41H217V44H218ZM102 43L103 44H105V43H107V45L105 44V46L104 45H102ZM115 43V44H114ZM136 43V44H135ZM202 43V44H201ZM220 43V42H219ZM252 43H253V41H252ZM66 44V45H65ZM68 44V45H67ZM71 44V45H70ZM114 44V45H113ZM120 44V45H121ZM145 44V45H144ZM175 44H173V45H175ZM193 44H195V47H193L194 45ZM199 44V47H197V45ZM201 44V45H200ZM234 44V43H233ZM235 44H237V43H235ZM64 47H63V46ZM70 45V46H69ZM73 45V46H72ZM115 45H117V47L115 46ZM138 45V46H137ZM143 45V46H142ZM210 45V46H209ZM222 45V46H221ZM227 45H228V47H227ZM239 45V44H238ZM55 46H56V48H55ZM107 46V48H105ZM134 46V47H133ZM136 46V47H135ZM177 46V45H176ZM188 46V47H187ZM203 46V48H201ZM205 46V47H204ZM232 46H234V45H232ZM231 46V47H232ZM61 47V48H60ZM70 47V48H69ZM74 47V48H73ZM84 47H86V48H84ZM103 47V48H102ZM114 47H113V50H115L114 49ZM121 49H120V48ZM140 47V48H139ZM144 47V48H143ZM151 47V48H150ZM167 47V48H166ZM175 47V46H174ZM198 49H197V48ZM206 47H208V48H206ZM216 48V49H214L213 50V48ZM219 47V48H220ZM227 47V48H226ZM105 48V49H104ZM135 48V50H133ZM147 48V49H146ZM169 48V49H168ZM185 48V47H184ZM191 48H193V50L191 49ZM7 49V48H6ZM74 49V50H73ZM86 49V50H85ZM88 49H89V51H88ZM125 49V53L123 52V50ZM143 49V50H142ZM145 49V50H144ZM191 49V50H190ZM223 49H226L225 51L227 52H224V50ZM229 49H230V47H229ZM238 49V48H237ZM82 50H84L83 52H82ZM98 50V52H99V54H98V52H96ZM107 50V51H106ZM113 50L111 51V52H113ZM137 50V51H136ZM147 50V51H146ZM209 50H211V51H209ZM232 50H234L233 48H232ZM236 50V49H235ZM1 51H2V53H4V51L7 53V50H5V48H0V53H1ZM86 51V52H85ZM90 52L91 51V53H93V54H90V53H88V52ZM105 51V52H104ZM110 51V50H109ZM122 51V52H121ZM127 51V52H126ZM131 53H130V52ZM134 53H133V52ZM139 51H142V52H140V53H138ZM176 51V52H175ZM180 51V52H179ZM192 51V52H191ZM223 51V52H222ZM230 51V50H229ZM82 52V54H80ZM86 54H85V53ZM96 52V53H95ZM107 52V53H106ZM117 52H115L114 51V53H112V56H113V54L114 55H116L115 53H117ZM148 52V53H147ZM151 52V53H150ZM203 52V53H204ZM212 52H213V55H212ZM232 52V51H231ZM234 52V51H233ZM237 52V51H236ZM236 52H234V54L236 53ZM1 53V54H2ZM87 53H88V58H87V56H84V58H81V57H83V55L85 54V55H87ZM94 53L96 54V55H94ZM128 53V54H127ZM207 53H208V55H207ZM222 53H225L224 55H222ZM238 53V52H237ZM77 54H78V56H77ZM91 55V57H90V55ZM104 54V56H105V58H102L101 59V57H102V55ZM107 56H106V55ZM127 54V55H126ZM131 54V55H130ZM144 54H147L146 56L148 57H146ZM151 54H152V56H151ZM153 54H154V56H153ZM168 54H169V57H170V59L167 57L168 56ZM218 54H220V55H218ZM5 53L3 54V62H1L2 61V58H0V89L3 87L5 90H7V93L6 92H4V90H3V88L0 90V92L2 91V92H4V94H6V95H10L11 97H13L12 99H14V100H16L17 102H18V100H19V98L17 97V96H15L17 93H18V91L19 92H23V89H24V92L26 93V92H29L30 91V89L28 90V86L26 87V89H27V91H26V89H25V87L23 86V84H19V83H15V81L17 82L18 80H15L14 81V79L12 80V78H14V77H18L19 75H18V73L17 72H19V68H17V67H19V66H22L21 68L24 70V68H26V67H29L28 69H33V68H31L32 67V65H30V63H32V60L30 59V58H27V57H25V56H23V58H22V56L20 55H17V57H19L20 59H18V58H16V56L14 55V54H10V56L13 58V56L16 58V59H11L10 61L8 60L9 58H8V56H7V59H6V57H5ZM7 55H9V53L7 54ZM94 55V56H93ZM97 55H99L98 57H96ZM101 55V56H100ZM129 55L132 57H129ZM142 56V59L144 58V59H146L148 62H146L144 59L142 60V59H140L141 57L140 56ZM150 55V56H149ZM195 55H197V56H195ZM93 56V57H92ZM128 56V57H127ZM145 56V57H144ZM193 56H195V58H193ZM4 57H5V60H4ZM100 57V58H99ZM113 57H115V56H113ZM123 57V58H122ZM125 57H127L126 59H125ZM152 57V58H151ZM166 59V60H164V58ZM196 57L198 58L197 60H194V59H196ZM237 57V56H236ZM92 58V59H91ZM130 58V59H129ZM156 58H157V60H156ZM94 59H96V63L94 62L95 60ZM106 59V61H104ZM112 59V58H111ZM138 61V63H137V61ZM153 59H155L154 61H153ZM193 59V60H192ZM242 59V58H241ZM245 59V58H244ZM7 60V61H6ZM81 60V61H82ZM93 60V61H92ZM102 60H103V63H102ZM113 60H114V58H113ZM113 60H111V61H113ZM118 60V59H117ZM128 61V65L125 67V63H127L126 61ZM131 62H130V61ZM133 60V61H132ZM152 60V61H151ZM158 60H161V61H158ZM162 60H164V61H166L167 63H168V60H169V64L171 65V66H174V69H172L173 67H171L170 65L168 66V65H166V63L164 64L163 62H162ZM202 60V61H201ZM236 60L239 62V60H240V58L238 59V58H236ZM31 61V62H30ZM89 61H90V63H89ZM97 61L99 62V61H101L100 63H102V64H100V63H97ZM110 61V62H111ZM134 61H136V62H134ZM139 61H141V62H139ZM151 63H150V62ZM161 64V66H162V63L164 64L163 65V67L164 66H166V68H168V67H170L172 70H174V71H172V70H170L172 73H173V75L174 74H177V75H174V76H168L169 78H173L174 77V79H176L175 81H174V83H173V81H171L170 82V80H169V78L167 77V79L165 78V76L163 75V77H164V79L163 78H161V76L160 75H162V74H159V75H157V77H159V78H157L158 80H155L156 78H155V76L153 75V73H152V71L154 70L153 68H155V66H156V64L158 63V62ZM195 62V64H194V62ZM200 61V62H199ZM210 61H212L213 62V64H214V66H213V64H212V62H210ZM245 62H246V60H244ZM5 62V63H4ZM8 62V63H7ZM95 63V64H92V63ZM155 62V63H154ZM191 62L193 63V65L191 64ZM206 62V63H205ZM223 63V65L225 66H223L222 65V63ZM241 62V61H240ZM248 62V61H247ZM6 63H7V65H6ZM105 63V64H106ZM124 63V64H123ZM143 63H145V64H143ZM157 64L158 65V68L156 67L155 69H160L161 68V66H160V64ZM181 63H183V64H181ZM190 63V64H189ZM197 63V64H196ZM201 63V64H200ZM210 63L212 64L211 65V68L214 70H210ZM250 63V62H249ZM33 64V63H32ZM98 64H100V66L98 65ZM132 66H131V65ZM135 64V65H134ZM137 64V65H136ZM142 64V65H141ZM179 64V65H178ZM181 64V65H180ZM185 64V65H184ZM203 66L202 68H201V66ZM206 64V65H205ZM226 64H228L227 66H226ZM97 67H99V68H97ZM109 65V64H108ZM121 65V66H120ZM124 65V66H123ZM133 65H134V68H133ZM145 65V67L147 66H149L150 67V69H151V72H150V78H148V76H147V72L148 71H146V69L145 68H143V66ZM155 65V66H154ZM183 65V66H182ZM194 65H195V67H194ZM200 67L199 69H198V67ZM204 65L205 66H209L208 67V69H206V67H204ZM216 65V66H215ZM220 65V66H219ZM235 65L237 66V67H235ZM243 66H245V64H242ZM15 66H16V68H15ZM105 66V65H104ZM117 66L116 67H114V68H117ZM130 66V67H129ZM135 66H136V68H137V70L140 68H142L141 69V71L143 72V70H145L146 72L145 73H143V74H141V76L142 75H144V74H146L144 77H141L140 76V74H136L135 73V75H134V72L135 71H133V69H135ZM137 66H139V67H137ZM142 66V67H141ZM152 66V67H151ZM179 68H178V67ZM180 66H181V70H180ZM189 66H192V67H190L189 68ZM217 66L218 67H220V70L217 68ZM221 66H223V67H221ZM243 66H242V68H243ZM246 66H249V65H247L246 64ZM24 67V68H23ZM101 67V68H100ZM121 67H124V69H122ZM127 67H128V69H127ZM146 67V68H147ZM175 67H177V68H175ZM189 69H188V68ZM194 67V68H193ZM215 67V68H214ZM7 68H8V70H7ZM10 68V69H9ZM12 68V69H11ZM166 68H165V71H166ZM186 68V69H185ZM196 68V69H195ZM228 69V70H226L225 71V69ZM238 70H237V69ZM15 69H16V71H17V69H19L17 72H14L15 71ZM27 69V68H26ZM26 69L24 70V72L26 71ZM28 69H27V72H26V74L27 73H31V71L33 72V70H31V71H29L28 72ZM101 69H103V70H101ZM150 69H148L147 68V70H149L150 71ZM185 70V71H182V70ZM188 69V70H187ZM191 69V70H190ZM205 69V70H204ZM215 69H217L218 70V72L220 71L221 73H222V75L224 74V73H227L226 74V76H219V74L220 73H217L218 75H216V74H212V72L214 73V72H217V70H215ZM223 69V70H222ZM232 69V68H231ZM232 69V70H233ZM240 69V70H239ZM259 69V68H258ZM258 69H256L257 71H258ZM11 70V71H10ZM14 70V71H13ZM22 70V71H23ZM100 70V71H99ZM128 70V71H127ZM136 70V71H137ZM160 70H162V68L160 69ZM168 70V69H167ZM169 70H168V72H169ZM177 70V71H176ZM178 70H180V71H178ZM186 70L187 71H189V72H186ZM262 70V69H261ZM8 71V72H7ZM10 71V72H9ZM21 71V70H20ZM125 71H127V72H125ZM129 71H130V74H128L129 73ZM141 71L139 70V72L141 73ZM154 71H156L157 72V70H154ZM153 71V72H154ZM164 71V72H165ZM208 71V72H207ZM254 70L252 69V72H253ZM99 72H100V74H103L104 73V76L103 75H100V77H99ZM132 72V73H131ZM155 72V73H156ZM163 72V73H164ZM168 72H165L164 74H167ZM182 72H185V73H183V74H181ZM195 72V73H194ZM203 72V73H202ZM206 72V74L204 75V73ZM211 72V73H210ZM244 72V71H243ZM261 72V71H260ZM260 72H259V74H260ZM263 72V71H262ZM10 73V74H9ZM30 73H29V75H30ZM34 73H35V71H34ZM34 73H32L33 75H34ZM152 73V74H151ZM158 73V72H157ZM178 73H180L181 75H180V77L182 78V77H184V79L182 78V79H180V77H177L178 76ZM188 73V77H187V75L185 76L184 74H187ZM196 73H201V74H203L204 76H206L207 75V77H205V80L206 81H204V77L202 76V78H197L196 80L194 79V78H196V76L198 77V75L199 74H197V75H195ZM231 73V74H230ZM236 73V72H235ZM254 73V72H253ZM252 73V74H253ZM15 74H17L18 76H15ZM191 74H193L194 75V77H193V75H191ZM209 74H210V76H209ZM211 74H212V76H211ZM243 74H246V72H244ZM242 74V75H243ZM258 74V75H259ZM12 75V76H11ZM90 75V74H89ZM133 75V76H132ZM149 75V74H148ZM152 75H153V77H152ZM156 75V74H155ZM167 75H169V74H167ZM172 75V74H171ZM189 75H191V77L189 76ZM95 76V77H94ZM97 76H98V78H97ZM126 76H131V77H134V78H136V76L138 77V76H140V79H139V77L138 78H136L134 81V83H133V80L132 79H134V78H132L131 79V77H127L128 79H129V81H128V79L127 78H124V77H126ZM214 76H216L215 78L217 79L218 77L221 79V81L219 80V78L217 79V80H219V82L216 80V82H218V84H221L220 85V87L219 88H221V89H219L218 87H216V88H218L219 90H216V88L214 89L213 87L214 86H218V84H216V82H212V81H215V78H214ZM244 76V75H243ZM246 76H245V78H246ZM12 77V78H11ZM91 77V78H90ZM147 79H151V77H152V79L151 80H147ZM176 77V78H175ZM189 78L190 80H188V82L186 81L187 80V78ZM199 77H200V75H199ZM208 77H209V79H208ZM214 78L213 80L211 79V81H210V78ZM236 77H237V79H236ZM261 76H259L258 78H260ZM95 78H96V80H95ZM101 78H103V79H101ZM105 78V79H104ZM143 78V79H142ZM145 78V79H144ZM177 78H179V80L180 81H178V79ZM231 77H229V80H231L230 79ZM17 79V78H16ZM110 79V78H109ZM108 79V80H109ZM127 79V80H126ZM137 79H138V81H137ZM162 79H163V81H162ZM192 79V80H191ZM193 79H194V81H193ZM202 79V80H201ZM227 79V78H226ZM247 79V78H246ZM95 81V82H92V81ZM114 80V79H113ZM116 80V79H115ZM124 80V81H123ZM143 80H145L144 82H143V84H142V81ZM153 80V82L155 83H153V82H151ZM159 80H161V81H159ZM172 80V79H171ZM201 82H200V81ZM228 79H227V81H229ZM234 80H233V82H234ZM260 80H261V78H260ZM262 80H264V79H262ZM126 81V82H125ZM159 81V82H158ZM166 81H168L167 82V84L165 83ZM182 81H184V82H182ZM196 81H198V83L200 82L201 83V86H202V89H204V90H206V88H209L210 86H212V88H213V90L216 92V94H217V96H216V94H213V95H211V93L210 92H212V91H210V92H208L209 93V95L207 96V94L208 93H206V95H205V93H203V97L200 95V94H197V93H195V91L193 90V92H192V89H187L186 90V88H187V86L185 87V84H190L191 82H192V84H190V85H193L194 87H191V88H195L196 89V87L198 88L199 87V84H197L196 85ZM226 81V80H225ZM239 81H241V82H239ZM250 81V82H249ZM256 81V80H255ZM20 82V81H19ZM108 82H110V80L108 81ZM108 82H105V83H108ZM113 82V81H112ZM122 82H123V84H122ZM137 82H138V84H137ZM145 82H149L148 84H146ZM150 82L152 83V84H150ZM162 84H161V83ZM179 82V83H178ZM182 82V83H181ZM195 83V85H194V83ZM206 84H204V83ZM209 82V83H208ZM247 82H249V83H247ZM257 82L258 83H260V81H256V84H257ZM263 82V81H262ZM21 83V82H20ZM96 83V84H95ZM120 83H121V85H120ZM125 83V84H124ZM127 83V84H126ZM170 83V84H169ZM185 83V84H184ZM213 83L215 84L214 86H213ZM231 82H229V89L230 90H232V84H230ZM241 83H246L245 84V87L246 88H242L241 86H243L244 87V84H242L241 86H240V84ZM264 83V82H263ZM102 84L104 85L103 87L105 88H103L102 87ZM131 84V86H129ZM137 84V85H136ZM163 84H166V85H164L163 86ZM174 84V85H173ZM178 84V85H177ZM184 85V86H181V85ZM224 84V85H225ZM256 84L254 83V86H256ZM100 87H99V86ZM108 85H109V83H108ZM125 85V86H124ZM133 85V86H132ZM140 86L139 88L137 87L136 88V90H137V94H136V90H134V88L136 87V86ZM205 87H204V86ZM208 85V87H206ZM210 85V86H209ZM237 85V86H236ZM239 85V86H238ZM247 85V86H246ZM250 85V84H249ZM258 85V84H257ZM260 85H261V83H260ZM263 85V87H264V84H262ZM26 86V85H25ZM95 86V87H94ZM97 86L99 87V88H101V89H99V88H97ZM111 86H112V84H111ZM142 86H144V87H142ZM168 86V87H167ZM170 86V87H169ZM179 86H181L180 88H179ZM196 86V87H195ZM200 86V87H201ZM232 86V87H231ZM250 86H252V87H254L252 84L250 85ZM108 87H110V86H108ZM172 87V88H171ZM182 87H184L185 89H183ZM252 87H249V88H252ZM257 87V86H256ZM7 88V89H6ZM95 88V89H94ZM113 88V87H112ZM146 88V90L145 91H147L148 89V91H147V93H149L150 91H152V92H150V93H152V95L149 93V95L150 96H148L147 95V93H145V91H143L144 92V94H143V92H141V94H138V93H140V92H138V90L139 89H141V90H144ZM148 88V89H147ZM167 88V89H166ZM171 88V89H170ZM174 88V89H173ZM188 88H190V86H188ZM226 88V89H225ZM255 88V87H254ZM258 88V87H257ZM104 89V90H103ZM179 89H180V91H179ZM201 88H199V90H202ZM263 89V88H262ZM97 90H103V92H100V91H97ZM122 90V89H121ZM123 90L121 91V92H123ZM184 90H185V93H184ZM188 90H190V91H188ZM197 90V89H196ZM199 90H197V92H199ZM211 90V89H210ZM234 90V89H233ZM252 90V89H251ZM251 90H247L246 89V94H247V91H249V93H251V92H253V91H251ZM169 93H168V92ZM175 91V92H174ZM178 91V92H177ZM208 91H209V89H208ZM221 91H223V90H221ZM255 91V90H254ZM256 91H257V89H256ZM256 91H255V93H256ZM259 91V90H258ZM22 92L19 94V96L22 94ZM24 92H23V94H24ZM98 92H100V93H98ZM125 92H126V90H125ZM135 92V93H134ZM193 93V94H188V93ZM202 92H203V90H202ZM224 93L223 94H225L226 92L225 91H223ZM229 92H231V91H229ZM237 92V91H236ZM235 91H234V93H236ZM261 92H263V91H261ZM9 93V94H8ZM105 93V92H104ZM174 93V94H173ZM180 93V94H179ZM212 93H214V92H212ZM219 93H222V92H219ZM233 93V92H232ZM238 93V92H237ZM244 93V94H245ZM248 93V94H249ZM14 94V95H13ZM22 94V95H23ZM86 94V93H85ZM96 94V95H97ZM131 94H134V95H132V96H130ZM186 94H188V95H186ZM230 95H231V93H229ZM228 94V95H229ZM247 94V95H248ZM13 95V96H12ZM18 95V94H17ZM90 95V94H89ZM105 95V94H104ZM108 95V94H107ZM124 95V94H123ZM122 94H121V97L123 96ZM128 95V94H127ZM146 95V96H145ZM154 95V96H153ZM173 95H175L174 97H173ZM199 95V96H198ZM213 96V97H211V96ZM227 95V96H228ZM233 95V94H232ZM236 95V94H235ZM250 95V94H249ZM254 95V94H253ZM17 97L16 99H15V97ZM82 95H80V97H81ZM99 96V95H98ZM103 96V95H102ZM125 96V99H126V94L124 95ZM155 96H157V97H155ZM186 96V97H185ZM194 96V97H193ZM210 96V97H209ZM226 96V95H225ZM226 96V97H227ZM238 96V95H237ZM239 96H245V95H243V94H241V95H239ZM252 96V95H251ZM250 96V97H251ZM72 97H74V96H72ZM79 97V98H80ZM89 96H86V97H82L83 98V100L82 99H80V100H82V101H86V102H89L90 101V99H96L95 97H92V96H90L91 98L89 99L88 98ZM138 97V98H137ZM153 98V100H152V98ZM179 97V98H178ZM185 97V98H184ZM202 99H201V98ZM222 97H223V95H222ZM245 97H247V96H245ZM244 97V98H245ZM76 98V97H75ZM86 98V99H85ZM105 98H110V96H108V97H105ZM148 100H146V99ZM160 98V99H159ZM188 98V99H187ZM190 98V99H189ZM195 98V99H194ZM215 98V99H216ZM229 98V97H228ZM232 97L230 96V100H232L231 99ZM244 98H243V100H244ZM74 99V98H73ZM78 99V98H77ZM85 99V100H84ZM98 99V98H97ZM113 99V98H112ZM127 99H129V98H127ZM172 99V100H171ZM180 99V100H179ZM184 101H182V100ZM186 99V100H185ZM204 99V100H203ZM226 99V98H225ZM237 99V98H236ZM89 100V101H88ZM93 100H91V103L92 102H94ZM118 100V101H117ZM124 100V99H123ZM135 100V101H134ZM143 100H144V102H145V100H146V103L144 104V102H143ZM152 102H154V104L153 103H151L150 101ZM188 100V101H187ZM190 100V101H189ZM198 100V101H197ZM207 100V101H206ZM235 100V99H234ZM233 100V101H234ZM239 100H242L241 98L239 99ZM239 100H237V101H239ZM247 100H248V97H247ZM247 100H245V101H247ZM74 101V100H73ZM106 101V100H105ZM111 101V100H110ZM131 101V100H130ZM140 101V102H139ZM155 101H157V102H155ZM179 102V104H177L178 102ZM181 101V102H180ZM232 101V102H233ZM236 101V102H237ZM14 102V101H13ZM16 102V103H17ZM76 102H78V101H76ZM75 102V103H76ZM127 102H129L130 103V105H132V106H130ZM134 102H135V104H134ZM141 102H142V104H141ZM150 102V104L152 105V107L154 108H152L151 107V105L149 104L148 105V103ZM200 102H201V105H200ZM212 102V103H211ZM221 102H222V100H221ZM226 102H227V99H226ZM226 102H224L222 105H224ZM235 102V101H234ZM235 102V103H236ZM15 103V104H16ZM82 102H80V104H81ZM90 103V102H89ZM137 103H139V104H137ZM156 103V104H155ZM180 103H181V105H180ZM184 103V104H183ZM192 103V104H191ZM234 103V104H235ZM239 103V102H238ZM237 103V104H238ZM241 103V102H240ZM246 103V102H245ZM244 103V104H245ZM14 104V103H13ZM88 104V103H87ZM94 104V103H93ZM111 104V103H110ZM111 104V105H112ZM134 104V105H133ZM141 104V105H140ZM147 104V105H146ZM161 104V105H160ZM176 104V105H175ZM185 104L187 105V106H185ZM197 104H199V106H201V107H199ZM211 104H213V107L215 106V108H213V107H211L212 105ZM220 104V103H219ZM228 104H230V102L228 103ZM233 104V103H232ZM231 104V105H232ZM236 104V105H237ZM83 105H84V103H83ZM91 105V104H90ZM95 105V104H94ZM126 105V106H125ZM129 105V107H127ZM157 105V109L155 108V106ZM163 105V106H162ZM167 105V106H166ZM169 105V106H168ZM176 107H175V106ZM177 105H180L179 107L177 106ZM203 105H207V106H205L204 108H202L203 107ZM221 105V104H220ZM219 105V106H220ZM225 105H227V104H225ZM224 105V106H225ZM235 105V107H237L238 105H240V104H238L237 106ZM119 106V107H118ZM123 106V107H122ZM125 106V107H124ZM136 106V107H137ZM139 106H142V107H139ZM144 106V107H143ZM147 106H149L148 108H147ZM190 106H192L193 107V110L195 109V111H193V110H191L190 111V109H192V108H190ZM199 107V108H197V107ZM209 106V107H208ZM218 106V107H219ZM223 106V107H224ZM229 106V105H228ZM228 106L227 107H225V109L227 108L228 109ZM242 106H243V104H242ZM87 107V106H86ZM92 107V106H91ZM112 107V106H111ZM127 107V108H126ZM130 107H132V108H130ZM136 107L134 108V109H136ZM151 107V108H150ZM162 107H163V109L166 111V109L165 108H168V110L167 111H170V113H169V115L171 114V116H169L168 114L166 115L165 113H164V111H163V115L161 114V110H163L162 109ZM183 107V108H182ZM188 107V108H187ZM222 107V106H221ZM233 107V106H232ZM90 108V107H89ZM114 108V107H113ZM123 108V109H122ZM124 108H126V110L124 109ZM129 108V109H128ZM142 108H143V110H142ZM148 110H147V109ZM174 108V109H173ZM213 108V109H212ZM230 108V107H229ZM234 108V107H233ZM115 109V108H114ZM153 109V110H152ZM161 109V110H160ZM171 109V110H170ZM182 109V110H181ZM204 109V110H205ZM210 109H212V110H210ZM218 109V108H217ZM226 109V110H227ZM234 109H236L235 110V112L239 109V107H237V108H234ZM128 110V111H127ZM144 110H145V112L146 113H144ZM151 110V111H150ZM156 110H158V111H156ZM203 110V111H204ZM224 110V109H223ZM229 111H232V110H230V109H228ZM142 111V112H141ZM166 111V112H167ZM172 111H174V112H172ZM177 112V114H178V112L180 113V114H178L179 115V117L181 116L182 118L183 117H185L184 119H182V121L183 122H187V123H189V125L192 123V125H190V127H188V130L187 131H189L188 133H187V131H186V134H188L189 136V138L186 140V138L185 137H182V139L183 138H185V141H184V143H183V140L182 139H180V137H181V134L179 133V130H180V128H177L178 126L180 127V126H182L183 124V128H184V126L185 125H187V123H183L182 121H181V119H179V118H176V117H172L174 114H176V112ZM190 111V112H189ZM214 111V112H213ZM220 111V110H219ZM238 111H241V109L240 110H238ZM152 112V113H151ZM156 112V113H155ZM172 112V113H171ZM218 112V111H217ZM158 113V114H157ZM197 113H198V115H197ZM221 114V116L223 115L222 113H223V111L221 112H218L217 113V116L219 117V115L218 114ZM225 113H228V111H225ZM238 113V112H237ZM145 114V115H144ZM151 114V115H150ZM160 114V115H159ZM183 114H184V116H183ZM191 114H192V116H191ZM234 115H237L236 113H233ZM127 115V116H126ZM134 115V116H133ZM138 115H140V114H138ZM153 115V117H156V119L154 118L153 120H155V121H153L152 119V121L150 122V118H148V116H152ZM155 115V116H154ZM158 115H159V117H158ZM177 115V116H178ZM197 115V116H196ZM202 115H203V113H202ZM224 115H226V114H224ZM224 115H223V117L221 118L220 117V120H225V119H223L224 118ZM25 116H26V114L24 113V114H22L21 115V122L22 121H26L25 120ZM148 119V120H146V118ZM167 116V117H166ZM168 116H169V118H168ZM192 118H190V117ZM207 116V115H206ZM212 116V114L210 115V117ZM214 116H215V114H214ZM229 116V115H228ZM231 116H232V113H231ZM142 118L141 120H139V118ZM152 117V118H153ZM158 117V118H157ZM163 117H164V120H163ZM170 117H172V118H170ZM201 117V116H200ZM200 117H198V119L200 118ZM209 117V116H208ZM209 117V118H210ZM233 117V116H232ZM208 118V119H209ZM217 118V117H216ZM215 118V119H216ZM225 118H228V117H225ZM231 118V117H230ZM143 119H144V121H143ZM158 119V120H157ZM160 119H161V121H160ZM170 119V120H169ZM174 119H175V123H173L174 122ZM176 119H178L177 121H176ZM189 119H190V121H189ZM203 119H206V118H203ZM213 119V118H212ZM212 119H211V121H212ZM218 119V118H217ZM229 119V118H228ZM165 121V123L163 122V121ZM171 120H172V122H171ZM180 120V121H179ZM202 120V119H201ZM220 120H219V123H220ZM199 121H200V119H199ZM210 121V120H209ZM208 120H207V123H206V125L208 126L209 124H212L213 125V123H210ZM227 121V120H226ZM23 122V123H24ZM142 122V123H141ZM148 122V123H147ZM174 124V127H176L175 129H174V127L173 126H171L170 124ZM213 122H214V120H213ZM217 122V121H216ZM216 122H215V124H216ZM39 123H40V121L39 122H36L35 124H36V126L34 125V128H36V127H38V128H40L39 126ZM159 125H158V124ZM178 123H180V124H182V125H179ZM204 122H203V120H202V124L200 123V125L199 126H202V125H204L203 124ZM221 123H222V121H221ZM41 124V123H40ZM144 124V125H143ZM172 124V125H173ZM196 124H195V126H196ZM37 125H39V126H37ZM153 125H155V126H153ZM176 125V126H175ZM217 125V124H216ZM221 125V124H220ZM42 126H43V124H42ZM166 126H167V128H166ZM170 128H169V127ZM199 126H198V128L197 127H194V130H195V128H197V130H199V132L200 131H202L203 129L200 127L199 128ZM214 126V125H213ZM212 126V127H213ZM159 127H160V129L161 130H159ZM215 127V126H214ZM261 127H262V125H261ZM38 128H36V130L38 129ZM42 128V127H41ZM45 128V127H44ZM169 128V129H168ZM183 128H181V129H183ZM185 128H186V126H185ZM259 128V127H258ZM157 129L159 130L158 131V134H156L155 132H153L154 130L155 131H157ZM179 129V130H178ZM202 129V130H201ZM251 129V128H250ZM259 129H261V128H259ZM263 129V128H262ZM39 130V129H38ZM37 130V131H38ZM43 130V132H44V129H42ZM142 130V131H143ZM178 130V131H177ZM190 130H192V131H190ZM254 130V129H253ZM253 130H251V131H253ZM264 130V129H263ZM39 131H41V130H39ZM152 131V132H151ZM183 131H184V129H183ZM259 131V130H258ZM144 132H142L143 134H144ZM180 132L182 133V131L180 130ZM196 132V131H195ZM247 132H248V129H247ZM250 132V131H249ZM45 133V132H44ZM149 133H151V134H149ZM156 134V135H154V134ZM160 133V134H159ZM178 133V134H177ZM197 133V132H196ZM201 133V132H200ZM260 133V136H261V132H259ZM264 133V132H263ZM179 134H180V136H179ZM184 134V132L182 133V135ZM192 134H195L194 132H192ZM198 134V133H197ZM251 133H249V134H247V137H251V136H253V135H255V134H251V136H248V135H250ZM150 135H151V137L152 138H150ZM159 135V136H158ZM167 135V136H166ZM196 135V134H195ZM258 135V134H257ZM175 136H176V138H175ZM199 136H201V134H199ZM202 136H203V134H202ZM238 136V135H237ZM264 136V135H263ZM263 136H261V137H263ZM223 137H224V135H223ZM256 137H258V136H256ZM256 137H254L253 136V138H254V141H255V138ZM260 137V138H261ZM153 138H155V139H153ZM194 138V137H193ZM203 137H196V139H192L193 141H191V142H194V141H199V140H201ZM240 138V137H239ZM243 137L241 136V138L240 139H242ZM252 138V139H253ZM161 139H164V140H161ZM218 139V140H217ZM226 139V138H225ZM239 139V140H240ZM250 139V138H249ZM257 139H259V138H257ZM154 140V141H153ZM155 140H156V142H155ZM165 140H167V141H165ZM238 140V141H239ZM247 139H245V141H246ZM262 140V139H261ZM189 141V144L191 143ZM230 141V142H229ZM241 141V140H240ZM239 141V142H240ZM244 141V139H243V141H241L240 143H238V144H241V143H244L245 142ZM156 144H155V143ZM165 142H167V143H165ZM232 142V143H231ZM236 142V144H237V141H235ZM245 143H249V142H245ZM259 143V142H258ZM260 143H262V141H260ZM161 144V145H160ZM193 144V143H192ZM237 144V146H240V145H238ZM256 144V143H255ZM263 144V143H262ZM245 145V144H244ZM250 145V144H249ZM259 145V144H258ZM264 145V144H263ZM160 146V147H159ZM190 146V145H189ZM189 146L187 147V148H189ZM223 146V147H222ZM246 146H248V144L246 145ZM262 146V145H261ZM260 146V147H261ZM147 147V148H146ZM168 147V148H167ZM172 147V148H171ZM241 147V146H240ZM171 148V149H170ZM175 148V149H174ZM243 148V147H242ZM253 148V147H252ZM160 150V151H159ZM175 150H177V151H175ZM183 152V154H181L182 152ZM186 150V149H185ZM188 150V149H187ZM217 150V151H216ZM230 150V151H229ZM247 150H249V152H252L253 151V153H250V154H248L247 152ZM154 151V152H153ZM159 151V152H158ZM167 151V152H166ZM181 153H180V152ZM201 151V150H200ZM199 151V152H200ZM173 152V153H172ZM179 154H178V153ZM198 152V153H199ZM210 152V153H211ZM231 152V153H230ZM238 152H243L242 153V155L241 154H239ZM258 152V153H257ZM177 153V154H176ZM220 153V154H219ZM228 153H229V155H228ZM151 154H153V155H155L156 156V158H155V156H153L152 157V155ZM176 154V156H174ZM180 154L182 155V156H180ZM226 154V155H225ZM252 154H253V156H252ZM255 154V155H254ZM149 155H148V157H149ZM180 156V157H178V156ZM240 155V156H239ZM191 156V157H190ZM225 156V157H224ZM230 156V157H229ZM175 157V158H174ZM178 157V158H177ZM189 157V158H188ZM193 157H195V159L193 158ZM234 157V158H233ZM244 157V158H243ZM256 157V158H255ZM258 157V158H257ZM177 158V159H176ZM181 158H184V159H182V161L180 160ZM237 158V159H236ZM241 158V159H240ZM263 159V161H262V159ZM154 159H155V161L156 162H154ZM174 159H176V160H174ZM191 159V160H190ZM194 159V160H193ZM259 159H261V161L263 162V164H262V162L259 160ZM194 162H193V161ZM228 160V161H227ZM243 160H244V162H243ZM254 160V161H253ZM257 160V161H256ZM181 163H180V162ZM184 161H186V162H184ZM259 161V163L261 164H258L257 162ZM177 162V163H176ZM182 162H183V164L184 163H186V164H190V165H185L187 168L189 167V170H187V168H184L185 166L182 164ZM197 163V165L198 166H195V164ZM210 162H212V161H210ZM222 162V163H221ZM248 162V163H247ZM192 163V164H191ZM193 163H195L194 165H193ZM225 163V164H224ZM232 163H234L235 165H233ZM160 164L161 165H163V166H165V169H166V171L164 170V167H162L161 166V168L163 169H161L159 166H160ZM180 164H182V166L180 165ZM202 164V165H201ZM206 164H207V167L209 168V169H207V171L206 170H202L203 168H205L206 167ZM213 164V163H212ZM212 164H210V165H212ZM230 164V165H229ZM245 164H249V165H245ZM255 165V166H254ZM258 165V166H257ZM224 166V167H223ZM231 166V167H230ZM233 166V167H232ZM239 166V167H238ZM244 166H246V168L244 167ZM252 167V172L251 171H246L247 169H249L248 167ZM260 166V167H259ZM263 166V167H262ZM157 167V168H156ZM184 168V170H182L183 168ZM193 167V168H192ZM194 167H196V168H194ZM198 167V168H197ZM235 167V168H234ZM253 167H255V168H253ZM227 168V169H226ZM230 168V169H229ZM232 168V169H231ZM256 168L258 169V170H256ZM159 171H158V170ZM194 169H197V171H196V175H195V171L193 172V170ZM200 169H201V171H200ZM243 169H246L245 171L243 170ZM211 170V171H210ZM212 170H214L215 172H214V174L212 175L211 174V172H212ZM234 170V171H233ZM236 170V171H235ZM250 170H251V168H250ZM161 171V172H160ZM165 172V173H163L162 175L161 174H159V173H162V172ZM185 171H187V172H185ZM205 171V172H204ZM226 171V172H225ZM229 171V172H228ZM257 171V172H256ZM197 172H198V174H197ZM200 172H202V173H200ZM218 172V178L219 179H217V178H215V176H216V173ZM220 172H222L223 174H221ZM234 172V173H233ZM245 172H247V173H245ZM181 173H183V174H181ZM188 173V174H187ZM205 175H204V174ZM209 173V174H208ZM221 175H220V174ZM226 173H228L227 175H225ZM238 173V174H237ZM240 173V174H239ZM211 174V175H210ZM236 174L238 175V176H240V177H242L241 179L242 180H244V182H242V180L241 181H239V177H235L236 176ZM245 174V175H244ZM262 174V175H261ZM159 175V176H158ZM183 175V176H182ZM188 175V176H187ZM209 175V176H208ZM235 175V176H234ZM186 176V177H185ZM190 176V177H189ZM234 176V177H233ZM247 176V178H246V180H245V177ZM213 177V178H212ZM217 177V176H216ZM249 177V178H248ZM0 178H1V176H0ZM155 178H156V180H155ZM167 178V179H166ZM182 178V179H181ZM194 178H195V180H194ZM213 179V181H212V179ZM215 178V179H214ZM225 178L226 179H228V180H225ZM182 180V181H180V180ZM205 180V182L206 183H204V180ZM220 179L222 180V182L220 181ZM236 180V182H234L235 180ZM251 179V178H250ZM250 179H249V181H250ZM158 180V181H157ZM167 180H168V182H167ZM178 182H177V181ZM187 180V181H186ZM198 180V181H197ZM209 180V181H208ZM216 180H218L217 181V185L219 184L218 182H221L220 183V185H218V186H215L216 185V183H214L213 184V182H215ZM232 180V181H231ZM208 181V182H207ZM226 181V182H225ZM252 181V180H251ZM166 182V183H165ZM174 182H176V183H178V184H176V183H174ZM183 182V183H182ZM188 182V183H187ZM196 182V183H195ZM212 182V184L215 186H212L210 183ZM232 182V183H231ZM235 183V185H234V183ZM254 182V181H253ZM253 182H251V183H253ZM161 183V182H160ZM167 183H169L168 185H166ZM181 183V185H179ZM186 183V184H185ZM190 183V184H189ZM198 183H200V184H198ZM226 183H227V185H226ZM230 183H231V185H230ZM261 182H259L258 184H260ZM261 183V185H263ZM209 185L210 184V186H206V185ZM232 185L234 186V187H232ZM239 185V184H238ZM251 185V184H250ZM181 186V187H180ZM230 186V187H229ZM166 187V188H167ZM187 187H188V189H187ZM212 187V188H211ZM229 187V188H228ZM232 187V188H231ZM246 186H244L243 188H245ZM251 187V186H250ZM249 187V188H250ZM253 187V186H252ZM257 187H258V185H257ZM263 186H260L259 188H262ZM172 188H170V189H172ZM175 188H178V189H176L175 191L177 192V194H175L174 192V189ZM184 188V189H183ZM190 188V189H189ZM196 188V189H195ZM264 188V187H263ZM5 189V190H4ZM169 189V188H168ZM218 189H220L219 191H218ZM255 189V188H254ZM1 190V189H0ZM3 190V192H1ZM2 190L0 191V256H1V258H0V263H4L5 264V262H1V260L2 261H4V260H7V262H6V264H8V262H12L11 260H13V257L12 256H14L16 259L18 258V257H21V255L19 256V254H18V249H20L19 247L20 246H18L17 244V246H15V244H13L14 246H10V244H8L9 243V239L7 240V237L9 236V238H10V236H11V238H13V237H17V234L16 233H18V231H19V229H16V227L18 226V225H16V226H14L12 223H14V224H17V223H15L16 222V213H15V215H14V210H18L17 208H15L18 204H19V202H20V204L22 203V205L21 206H23V204H29V203H27L23 198L22 199H20V201L18 202L17 201V197H19L17 194H15V195H17V197L15 198V195L13 194V192L9 189V188H2ZM10 190V192H8ZM178 190H180V191H185V190H187V193H186V198L188 199H185V197H183V192L181 193L182 194V196L180 197L179 195H181L179 192H178ZM209 190V191H208ZM224 192H225V190L224 189H222ZM226 190V191H227ZM251 190H253V189H251ZM262 190V189H261ZM261 190H258V191H261ZM7 191V192H6ZM208 191V192H207ZM214 191V193H212ZM186 192V191H185ZM219 192H221L222 193V195H221V197H225V199L224 198H221L220 197V193ZM236 192H237V190H236ZM56 193V192H55ZM53 194V192L52 193H49L48 195H46V199H48V197H49V201H48V203L51 201V205H50V207L48 208V209H50L51 211H49L48 209V213H49V215L50 214H53V216L56 214V216H57V220L59 221L58 223H62L65 219L63 218V211H64V209H67L66 207H67V203H66V201H67V199L66 198H64L63 197V195L64 196H66L65 194H63L62 196L60 195L61 193H58V194ZM179 193V194H178ZM206 193H209L210 195L211 194H214V196L215 197H218V200H219V204H218V207L220 206L221 208H220V213L218 212V214L216 213V211H218V210H216V208H214L213 207V203H209V202H212L213 201V199H215V197H213L212 198V196H210V198L212 199V201H211V199L209 198V196H208V194H206ZM259 193H261V192H259ZM50 194H53V195H50ZM235 194V193H234ZM256 194V193H255ZM175 195H177L176 197H175ZM244 195V194H243ZM256 195L259 197H256ZM255 196H253V198L254 197H256V198H254L257 202H258V200L259 199H261L260 198V194H258V192H257V194H256ZM245 196V195H244ZM244 196H241V197H244ZM28 197V196H27ZM26 197V198H27ZM32 197L33 196H30V198H29V201H32V200H30V199H32ZM183 197V198H182ZM189 197V198H188ZM209 199H208V198ZM232 197V196H231ZM20 198V197H19ZM18 198V199H19ZM25 198V199H26ZM178 198V199H179ZM221 198V199H220ZM79 199H81V198H79ZM227 199V200H226ZM243 199H245V197L243 198ZM36 200V199H35ZM215 200H217V199H215ZM218 200H217V202H215V204H214V206L215 205H217V203H218ZM262 200V199H261ZM37 201V200H36ZM45 201V200H44ZM232 202V203H230V202ZM260 201V200H259ZM25 202V203H24ZM32 202H34V200L32 201ZM81 201L80 200H78V204L80 203ZM182 202H183V200H182ZM186 202V203H185ZM229 202V203H228ZM233 202L236 204H233ZM239 202V201H238ZM253 202H255V201H253ZM34 203H36V202H34ZM210 205H209V204ZM242 203V202H241ZM256 203V202H255ZM254 203V204H255ZM19 204V205H20ZM44 204L46 205V203L44 202ZM50 204V203H49ZM19 205H18V207H19ZM31 205H33V204H30V207H31ZM44 205V206H45ZM48 205V204H47ZM46 205V207H48ZM64 205H66V207H64ZM80 205V204H79ZM188 205H189V208H188ZM212 205V206H211ZM234 205V206H233ZM21 206L19 207V208H21ZM34 206V205H33ZM35 206H36V204H35ZM34 206V207H35ZM54 206V207H53ZM28 207H29V205H28ZM55 207H57V208H55ZM61 207V208H60ZM209 207V208H208ZM210 207H212L213 209H211ZM216 207V206H215ZM218 207H217V209H218ZM226 207V208H225ZM23 208V207H22ZM21 208V209H22ZM26 208V207H25ZM58 208H59V210H58ZM63 208V209H62ZM185 208L187 209V210H185ZM55 209H56V211H55ZM224 209V210H223ZM231 209V210H230ZM26 210H27V208H26ZM214 210L215 211V213L214 214H217V215H219V216H217V220L219 219V220H221V221H218V222H215L216 224L217 223H220L221 222V224H218V226H220V227H215L214 228V225L216 226V224H214L213 222H214V219H216V215H215V217L212 215L213 213H212V211ZM222 210L224 211V212H222ZM230 210V211H229ZM255 210V209H254ZM11 211H13V212H11ZM25 210H23L22 212H24ZM53 211H54V213H53ZM61 212L60 213V215H59V213L58 212ZM188 211H191V212H187ZM19 212V211H18ZM27 212H28V210H27ZM26 212V213H27ZM210 212V213H209ZM258 212V211H257ZM20 213V212H19ZM25 212L23 213V214H26ZM234 213H235V215L240 219H236V217L234 218ZM259 213V212H258ZM263 213V212H262ZM261 213V214H262ZM18 214V213H17ZM58 214V215H57ZM244 214H246V211L244 212ZM249 214V215H250ZM15 216V217H12L11 218V216ZM19 215H21V214H18V216ZM49 215H47V216H49ZM242 215V217H243V214H241ZM17 216V219L19 218ZM22 216H24V215H22ZM28 216V215H27ZM53 216H51L50 215V217H53ZM56 216H54L55 218H56ZM193 216V217H192ZM26 217V216H25ZM53 217V218H54ZM59 217V218H58ZM61 217V218H60ZM195 217V218H194ZM245 217V219L244 220H247V219H250L251 217H248V215H247V217H246V215L244 216ZM262 217V220L260 219ZM52 218V219H53ZM193 218V219H192ZM14 219V220H13ZM59 219H62V220H59ZM195 219V220H194ZM207 219H210V220H207ZM239 220L238 222H234L235 220ZM56 220V221H57ZM244 220L243 221H241V222H243V223H245L244 222ZM12 221V222H11ZM14 221V222H13ZM210 221V222H209ZM222 221H223V223H222ZM263 221V222H262ZM206 222V223H205ZM211 222H212V225L210 226V227H208V229L209 228H212V232H209V230H205L206 228H204V226H208V225H210L211 224ZM258 222V221H257ZM65 223V222H64ZM225 223H226V225H225ZM230 223H231V225H230ZM233 223H235V224H233ZM263 223V226H260L261 224ZM66 224H67V222H66ZM202 224V225H201ZM203 224H204V226H203ZM228 224H229V226H228ZM237 224H240V225H242V227L241 226H239V225H237ZM65 224H63V226H64ZM221 225H223V229H222V227H221ZM233 225V226H232ZM200 226V227H199ZM233 228H232V227ZM260 226V227H259ZM13 227H15V228H13ZM228 228V229H226V228ZM232 228V230H230ZM243 230H242V229ZM260 228V230H258ZM239 229V230H238ZM240 229H241V232H240ZM263 229H264V227H263ZM262 229V230H263ZM15 230V231H14ZM17 230V231H16ZM214 230V231H213ZM229 230V231H228ZM14 232H16V233H14ZM235 232V233H234ZM249 232V231H248ZM262 232V231H261ZM11 233H13L12 235H11ZM217 233H219V232H217ZM233 233V234H232ZM250 233V232H249ZM10 234V235H9ZM15 234V235H14ZM243 234V235H242ZM248 234V235H247ZM263 235H264V231H263V233H262ZM7 235V236H6ZM213 235V234H212ZM211 235V236H212ZM215 235V234H214ZM213 235V236H214ZM235 235V236H234ZM238 235V236H237ZM250 235H252V236H250ZM257 235V236H256ZM207 236V235H206ZM209 236V235H208ZM244 236V237H243ZM254 236V238H253V240H252V237ZM234 239H233V238ZM239 237H240V239L241 240H243L242 241V245H241V243L240 242H238V241H241L240 239H239ZM244 238V239H242V238ZM257 237H258V239H257ZM18 238V237H17ZM47 238V237H46ZM45 238V240H47ZM229 238V239H228ZM263 238H264V236H263ZM14 239V238H13ZM13 239H11V240H13ZM16 239V238H15ZM25 239V238H24ZM23 238H22V240H24ZM223 239V240H224ZM232 241H231V240ZM237 241H236V240ZM239 239V240H238ZM256 239V240H255ZM261 239V238H260ZM36 240V239H35ZM35 240H33V241H35ZM38 240V239H37ZM37 240L35 241V246H34V242H31L32 244H31V246H34L33 248L30 246V242H26V240H24L23 242L25 243V244H29V245H27L26 247H25V245L23 244V246L25 247V248H27L26 250H30V248H32V251L33 250H38V251H40V252H42L41 253V255H40V258H45V262L47 261V262H49L50 263V261L52 260L51 259V257L53 258V257H55L56 255L57 256H59V250L58 251H56L57 253H54L55 254V256L53 255V253H51V254H49V252L48 251H46V252H48V253H45L44 255H43V251H45V248H46V245L45 244H48V242H46L45 244L44 243H39V242H37ZM39 240H42L43 241V239H39ZM234 240V241H233ZM245 240V241H244ZM230 241V242H229ZM236 241V242H235ZM250 241V242H249ZM253 241H257L256 243L257 244H255V245H257V246H260L258 249H256L257 247L255 246V245H253ZM44 242V241H43ZM252 242V243H251ZM38 243V244H37ZM233 243V244H232ZM258 243H259V245H258ZM8 244V245H7ZM21 244V243H20ZM241 245L240 247L239 246H237V245ZM6 245V246H5ZM234 245H236V246H234ZM10 246V247H9ZM29 246H30V248H29ZM47 246H49V244L47 245ZM253 246H255V247H253ZM10 248V250L12 249V256L11 255H8L7 253H9V251L6 253V250L7 249H9ZM16 247V248H15ZM17 247H18V249H17ZM232 247H234V248H232ZM252 247V248H251ZM48 248V247H47ZM236 248V249H235ZM46 250H48V249H46ZM5 251V252H4ZM17 251V253H15ZM31 251V250H30ZM37 251V252H38ZM49 251H51V250H49ZM21 252H22V250H21ZM24 252H25V250H24ZM62 251H60V253H61ZM118 254L117 255H119L118 256V258L119 257H124V254H123V252L119 249L118 251ZM121 252H122V255H120L121 254ZM26 253V252H25ZM28 253V252H27ZM32 253H36V252H32ZM63 253V252H62ZM31 254V253H30ZM4 255H6V257L4 256ZM42 255H43V257H42ZM51 255V256H50ZM53 255V256H52ZM7 256H10V258H11V260L9 261L8 259H10L9 257H7ZM16 256H18V257H16ZM47 256H49L48 258H46ZM145 256V257H144ZM4 257V258H3ZM143 257V261H144V263H146V264H156V262H155V259L154 258H152L151 257V255H149V253L148 254H146L145 253V255H143L142 256ZM7 258V259H6ZM14 258V259H15ZM49 259H50V261H49ZM55 259H56V257H55ZM55 259H53V260H55ZM120 259H123V258H120ZM124 259H125V262L128 260L127 258H125L124 257ZM151 259V260H150ZM153 259V260H152ZM262 260H263V257H262ZM56 261V260H55ZM142 261V260H141ZM245 261V262H244ZM249 261V262H248ZM57 262V261H56ZM154 262V263H153ZM49 263H44V264H49ZM124 263V262H123ZM123 263H120V264H123ZM136 264V263H134V261L133 262H131L130 260L129 261H127V263H124V264ZM52 264H53V262H52ZM232 264V263H231Z\"/></svg>", "mask_w": 264, "mask_h": 264}]
</instances>
